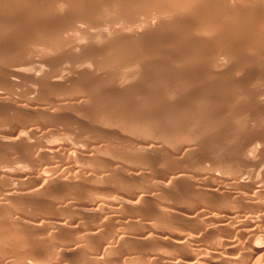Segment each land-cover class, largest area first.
Masks as SVG:
<instances>
[{
    "label": "rangeland",
    "instance_id": "rangeland-1",
    "mask_svg": "<svg viewBox=\"0 0 264 264\" xmlns=\"http://www.w3.org/2000/svg\"><path fill=\"white\" fill-rule=\"evenodd\" d=\"M7 1L8 0H0V5L4 4V6L3 5L0 6V16L3 17V18L0 17V20H1L0 22L1 23L3 22V24L0 23L3 26L2 27L0 25V27H1L0 28V37H1L0 38V68L2 67L0 69V226H1L0 229L2 230V231H0V236L2 237V238L0 237V260H1L0 264H14V263H16V261H17L16 264H19V263L31 264V260H32V264L37 263V262H43L44 260L45 261L43 263L48 261L46 264H49L50 261H52L50 264H53V261H55L54 262L55 264H57V263L61 264L64 262H65L64 264H74V263L85 264V262H86V264H88L89 257H87V256H89V255H86L84 253V251L80 252V250H84V248H87L88 246L91 245V242H89L91 236L86 237L85 234H87V233L89 234L90 232H92V231L94 232L96 229L98 230L99 228H101L98 231L104 230L102 235L105 234V237L108 235L107 232H109L110 237H114L120 233H123V231H128V230H129L130 235L133 231L132 236L141 237L143 235L142 232H144V233L146 232L144 229V225L142 227H140V225L139 226L134 225V227H133V225H130L131 227H129V225H128V227H127L126 224H124L126 220H131V219L149 221L152 219L158 220L159 217H162V219L160 218L159 220L165 221L164 222L165 224H162L160 222L161 224H160L159 229L160 228L163 229L164 227H166L165 225H166V223H168V222H166L167 220H176V221L184 220V221H181V222L178 221V222L182 226L185 224V226H186L185 228H188V226H189L190 229H191V227H192V229H196L197 232H196V230H194L195 234L200 235V236L202 235L201 237H204V236H210L211 235L210 233L213 231V233H216V234H214L216 236L219 233L221 234L223 232H220V230H219V232H217L218 231L217 223H215L216 225L214 223H213L214 225L212 224L214 226V228L217 226L215 229L214 228L210 229L211 227H213L210 222L214 219L215 220H219V219L221 220V216H219L220 214H218L219 208L216 209L217 207L215 208L212 205L210 206L208 204L209 201H207V200H208V198H210V196L209 197H207V196L210 194H207V196H204V195H206L205 194L206 192L203 190V189H206L204 186L211 184V183H208L209 180L212 181L213 185L217 184V186H219V184H221V185L225 186V187H223L221 185L219 186V187L224 188L223 190L230 189L231 192H230V190L229 191L227 190L228 192L227 191L226 192L227 193L230 192L229 194H231V195H233V193L234 194L242 193V192L244 193V191H245V194L249 193V195H250L260 188H262V190L264 191V188H263L264 187V163H263L264 162V149H263L264 148V130H263L264 129V54H263L264 53V44H263L264 43V41H263L264 40V37H263L264 36V8H263L264 7V5H263L264 0H260V1L254 0V2H253V0H251L253 3L249 0H239V1L238 0H236V1L235 0H228V2H227V0H222V1L217 0L219 2H217L216 0L215 1L214 0H209V1L208 0L207 1L206 0H189L190 2L188 0H185V1L181 0V2H180V0H175V1H173V0H162L163 3L161 2V0H138V4L136 3L137 0H136V2H135V0H120V2H119V0L118 1L117 0H104V1L103 0H86V1L79 0L81 2H79L78 0L77 1H75V0H71V1H69V0H57V2H56V0H38V2H35L37 0H34V1L33 0H30V1H28V0H18V1L17 0H14V1L10 0L14 3H12V2L9 3ZM58 1H59V3H58ZM101 1H102V3H101ZM164 1H165V4H164ZM5 2H7L8 4H5ZM159 2H160V4H159ZM174 2H176V3H174ZM186 2H188V4H190L189 8H187L189 5L186 4ZM208 2H210V3H208ZM213 2H214V4H213ZM215 2L217 4L220 3V6H222V7L217 5ZM19 3L20 4L23 3V4L20 5ZM25 3H27V4H25ZM28 3H30V4H28ZM50 3H52V5H55V6L51 7ZM60 3H61V5H60ZM157 3L159 4V6ZM201 3H203L202 4L203 9L201 8ZM225 3H226V5H225ZM232 3H235V4H232ZM84 4H85L86 9H85V7H83ZM131 4H133V5H131ZM150 4H151V6H150ZM184 4H185V6H184ZM209 4H211V5L209 6ZM257 4L260 6H258ZM6 5H8V6H6ZM62 5H63V8H65V9L62 8ZM103 5L105 7H106V5H107V7L108 6L109 7L105 8ZM162 5H164L165 9L162 8L163 7ZM172 5L173 6L177 5V7L179 5L181 8L179 10V7L176 9ZM186 5H188V6L186 7ZM224 5L226 7H224ZM234 5H235V7H234ZM243 5L245 8L242 7ZM247 5H248V7H247ZM44 6L45 7L49 6L51 8L48 7L45 9ZM99 6H101V7H99ZM112 6H113V8H112ZM116 6H117V8H116ZM169 6H170V9L168 8ZM205 6L208 7V9ZM237 6H239V7L237 8ZM261 6H263V7H261ZM110 7L112 8L113 11L111 10ZM134 7H135L136 12L133 11ZM150 7H152L153 9L152 8L149 9ZM192 7H194V8H192ZM210 7H212L211 8L212 10L210 9ZM249 7H251L250 10L252 12L249 10ZM60 8L62 9V11ZM103 8H104V10L105 9H107V10H105V12H104ZM138 8H140V9H138ZM172 8H174L175 10L174 9L172 10ZM197 8H198V10L201 8V10L195 11ZM55 9H58V10H55ZM155 9H157V10H155ZM215 9L218 11L219 10L220 11L222 10V11L218 12ZM223 9H224V11H223ZM6 10H7V12H6ZM50 10H52V11H50ZM86 10L88 11L89 14L91 12V14L89 15L86 12ZM92 10H94V11H92ZM152 10H154L155 12H153ZM158 10H159V12H158ZM176 10H177V12H176ZM183 10L185 12H183ZM190 10H191V12H190ZM206 10H207V12H206ZM2 11H3V13H2ZM54 11H55V13H54ZM95 11L96 12L99 11L98 12L99 16H97L98 14ZM193 11H194V14L196 16L194 14H192ZM225 11H228V12H225ZM243 11H244V13H243ZM69 12H72V13H69ZM115 12H116V14H115ZM140 12H142V14H147V15L143 16L142 14H140ZM188 12H190V13L188 14ZM203 12H204V15L206 17L203 15ZM238 12L239 13L241 12V13L239 14ZM245 12H246V15H245ZM41 13L43 16L41 15ZM46 13H47V15H46ZM103 13L105 14L104 17H103ZM110 13H112V14H110ZM134 13H136V14H134ZM168 13H171V14L168 15ZM201 13H202V15H201ZM207 13H208V15H207ZM49 14H50V18H49ZM74 14L76 16H78V14L79 15L81 14V16L80 17L78 16L79 17L78 18ZM108 14H110L111 16ZM159 14H161V18H160ZM174 14H176V15H174ZM228 14H229V16H228ZM7 15H11V16H7ZM66 15H67V17H66ZM83 15H85V16H83ZM93 15L94 16L96 15V17H94ZM106 15H107V17H106ZM149 15L151 16V18ZM197 15H199V16L197 17ZM237 15H239V17ZM37 16H39V17H37ZM74 16H75V19L73 18ZM87 16H88V18H87ZM108 16H110V18H108ZM113 16L115 18H113ZM124 16H125V18H124ZM131 16H133V17L135 16V17L133 18ZM176 16L178 18H176ZM186 16H188V17H186ZM190 16H192V17H190ZM202 16H203V18H201ZM215 16H217V17H215ZM33 17H37V18L31 19ZM68 17H70V18L72 17L73 20L68 18ZM81 17H83V18H81ZM98 17H100L101 19ZM102 17H103V19H102ZM165 17L168 18V20H165L166 19ZM199 17H200V20L198 19ZM207 17L209 19H211V17H212L214 20L213 19L209 20ZM231 17H232L233 21H232ZM237 17L240 19H238ZM7 18H9V19L7 20ZM67 18L69 19L68 21H67ZM119 18H120V20H119ZM159 18L161 20L162 19L163 20L162 21L158 20ZM220 18H222V19H220ZM22 19H24L25 21ZM107 19H109V21H107ZM134 19H136V20H134ZM149 19H151V20H149ZM203 19H205V20L203 21ZM226 19H227V21H226ZM4 20H5V22H4ZM74 20H75V22H74ZM88 20H89V25L91 26V24H92L93 26L90 27L87 24ZM92 20H93V22H92ZM115 20H116V22H115ZM122 20H123V22H122ZM138 20H141V21H138ZM147 20H149V21H147ZM169 20H171V21L169 22ZM77 21H79V22H77ZM95 21L98 23H96ZM102 21H103V23H102ZM120 21H121V23H120ZM135 21L139 25H137ZM160 21L162 22L163 25H161ZM197 21L199 22V24ZM235 21L236 22L238 21L237 22L238 24L235 23ZM156 22H159V23H156ZM165 22L169 23V24H165ZM245 22L246 23L248 22V23L245 24ZM5 23H7L8 25H6ZM61 23H63V24H61ZM68 23L69 24L72 23V24H70L72 29L70 28ZM99 23H101L102 25H100ZM117 23L120 25H118ZM123 23H125L126 27ZM174 23H175V26H174ZM211 23H213V24H211ZM217 23H218L219 27L216 25ZM224 23H226V24H224ZM10 24H12V25H10ZM142 24H143V26H142ZM164 24L167 25V27ZM201 24H203V25L206 24V25L202 26ZM84 25H86V28L83 30ZM130 25H132V27L127 29V27H129ZM133 25H136L135 26L136 28H134ZM75 26H77L78 29ZM228 26H229V28H228ZM246 26L247 27L249 26V29ZM9 27H11V29ZM67 27H68V29H67ZM168 27H169V30L167 31ZM174 27H176V28H174ZM179 27H180V29H179ZM181 27H182V29H181ZM232 27H233V29H231ZM254 27H256V28H254ZM62 28H64L65 30L67 29V30L65 31ZM79 28H81V30H79ZM143 28L146 30H143ZM251 28H253V30ZM258 28H259V30H258ZM39 29H42V31H40ZM45 29H48V31ZM75 29H77V30H75ZM210 29H212V30H210ZM49 30H50V32H49ZM51 30H52V33H51ZM162 30H164L165 33ZM202 30H203V32H202ZM246 30H247L248 34L246 33ZM36 31H39V32H36ZM80 31H81V34H80ZM118 31H120V32H118ZM156 31H158V32H156ZM187 31L189 34L187 33ZM197 31H198V33H197ZM14 32H16V33H14ZM208 32H209V35H208ZM37 33H40V34L36 35ZM46 33H48V35ZM54 33H56V34H54ZM109 33H111V35ZM116 33H117V35H116ZM118 33H120V36ZM154 33H155V35H153ZM183 33H185V36ZM235 33H238V34H235ZM32 34H34L35 36H33ZM49 34H50V36H49ZM57 34L59 35V38H60L59 41H58V37H57L58 35ZM83 34H85V35H83ZM114 34H115V36H114ZM136 34H137V36H136ZM190 34H192V35H190ZM256 34H258L257 39H255ZM43 35H44V38L42 37ZM98 35L101 38H99ZM109 35L111 37H109ZM210 35H212L213 37H210ZM3 36H5L6 38ZM51 36H53L54 39H52L53 37H51ZM198 36H201V37H198ZM259 36H260V38H259ZM26 37H27V39H26ZM37 37H39V39H36ZM46 37H48V39ZM75 37L77 40L75 39ZM86 37H87V39H86ZM122 37H125V38L123 39ZM182 37H183V39H182ZM209 37H210V39H209L210 41H208ZM246 37L250 42H247V43L244 42V41H246ZM56 38H57V40H56ZM61 38L63 40H61ZM98 38H99V40H98ZM184 38L186 40H184ZM188 38H189V40H188ZM192 38H193V41H192ZM249 38H251L252 41ZM40 39H42L43 41H41ZM44 39L47 40V42L44 41ZM49 39H50V41H48ZM111 39H112V41L114 40L116 43L114 41L112 42ZM195 39L197 40L196 43H195ZM223 39H225V40H223ZM240 39L243 41H241ZM21 40H23V41H21ZM36 40H38V41L36 42ZM127 40H129V41H127ZM27 41H28V43H27ZM33 41H35L36 43ZM39 41H40V43H38ZM85 41H87V42H85ZM156 41L160 42V43H157ZM190 41H191V43H190ZM233 41L235 44L232 43ZM32 42L35 45L31 44ZM44 42H46V43H44ZM49 42L50 43L52 42V44L54 43L53 46H52V44L48 45ZM187 42H188V44H187ZM251 42L254 44H252ZM257 42H258V44H257ZM41 43H44V46H42ZM222 43L225 45H223ZM16 44H17V47L15 46ZM61 44H63L64 46ZM164 44H165V47H163ZM189 44L191 46H189ZM233 44L235 47L233 46ZM27 45H30L31 47L27 46ZM58 45H61V46L59 47ZM155 45L156 46L161 45L162 47L161 46L156 47ZM229 45L232 48H230V47L228 48ZM50 46H52L55 49H53ZM181 46H183V47L181 48ZM187 46H189V48ZM239 46H240V48H239ZM1 47H3L4 49L2 48L3 49L2 50ZM14 47H16V48H14ZM26 47H27V49H26ZM155 47H156V49H155ZM186 47H187V50H184V49H186ZM201 47H203V48H201ZM19 48H21L23 50H20ZM157 48H158V50H157ZM176 48L181 49V50H177ZM194 48L197 51L199 50V52L194 51ZM225 48L228 50H226ZM11 49H13V50H11ZM15 49H17V50H15ZM117 49H119V50H117ZM217 49H219V50H217ZM235 49H237L240 54L239 53L237 54V51ZM251 49L254 52V54H252L253 52L251 51ZM248 50L251 51L252 53L249 52ZM15 51L17 52V54L21 53V51H22V53L20 55L19 54L17 55ZM230 51L232 52V54ZM245 51H246V53H244ZM7 52L9 54H7ZM154 52H156V53L154 54ZM219 52H220V54H219ZM229 52H230V54H229ZM242 52H243L244 56L242 55ZM161 53H163V54H161ZM199 53L203 57L202 60L200 59L202 57L199 58V56H200ZM208 53H210L211 56ZM234 53H235V58H233ZM247 53H249V54H247ZM196 54L199 55V56L197 55L199 59H197ZM214 54H216L217 56H215ZM221 54L224 56V58H223V56H220ZM117 55L120 57H118ZM191 55L193 56V58L191 57ZM18 56L22 59H20ZM135 56L138 58V61H136L137 58ZM140 56H141V59H140ZM161 56H162V58H160ZM227 56H229V57H227ZM248 56H250L252 62ZM258 56H259V58H258ZM123 57L124 58L126 57L125 60ZM143 57H144L145 61H144ZM207 57L209 59L211 58V60L213 62H211V60H209V59H206ZM213 57L218 59V60L213 59ZM219 57L220 58L222 57L223 59L226 58L227 61L220 59ZM244 57H245V60H244ZM231 58H233V59H231ZM117 59H119V61ZM127 59H131V60H127ZM190 59H191V62H190ZM193 59H194V61H192ZM12 60H14V61H12ZM167 60H168V62H167ZM203 60H205L204 61L205 65L203 64L204 63ZM103 61L107 62V63H104ZM161 61H162V63H161ZM195 61H196V63H194ZM214 61H215V63H214ZM216 61L217 62L219 61V62L217 63ZM222 61H224V62H222ZM249 61H250V63L248 64ZM127 62H128V64H126ZM131 62L133 64V66H132ZM238 62L239 63L241 62V65H238L239 64ZM245 62H247V64ZM6 63H8V64L6 65ZM11 63H13V64H11ZM24 63H25V65H23ZM137 63H139V65ZM219 63H221V64H219ZM13 65H14V67H13ZM19 65H21V66H19ZM167 65L169 68L166 67ZM247 65H249V66L246 68ZM5 66H6V68H5ZM7 66H9V67H7ZM119 66H121V67H119ZM124 66H126V67H124ZM134 66H135V68H134ZM212 66H213V68H212ZM239 66L241 67V69L243 71L240 69ZM243 66H244V68H242ZM7 68H9L10 70H8ZM25 68H27V69H25ZM40 68H42V69H40ZM133 68H134V70H133ZM13 69H15V70H13ZM34 69L35 70L37 69L36 70L37 72H35ZM22 70H26V71L22 72ZM7 71H8V73L10 72L8 74V75L11 74L10 76L7 75ZM137 71H138V73H137ZM34 73H35V76H34ZM133 74H134V76H133ZM135 74H136V76H135ZM53 75H55V76H53ZM56 75H58V76H56ZM12 76H14V77H12ZM259 76H261V77H259ZM257 78H259V79H257ZM112 79H115L114 80L115 82ZM249 94H251L252 97ZM241 95H243V96H241ZM245 95H248L250 97H248V96L245 97ZM119 98H120V101H119ZM246 99H249V100H246ZM95 104H97V106H100V105L101 106L97 107V106H95ZM108 104L110 107H108ZM105 106H106V108H104ZM117 106H119V107H117ZM107 108H109V110ZM96 109H97V111H95ZM100 109H101V111H100ZM112 109H114V110L112 111ZM199 109H201V110L199 111ZM232 109H233V111L231 112ZM104 110H105V112H104ZM106 110L108 113L106 112ZM118 110L120 112L122 111L121 114ZM202 110L204 112H202ZM236 110H239V111H236ZM246 110H248L250 113L247 112ZM252 110H255V111H252ZM258 110H260V111H258ZM81 111L83 114L81 113ZM123 111H124V113H123ZM84 112H85V114H84ZM92 112H94V113L92 114ZM98 112H99V114H98ZM114 112H116V113L118 112L119 114H116ZM243 112H245V113H243ZM87 113H89V114H87ZM226 113L229 115H227ZM90 114H91V116H90ZM256 114H257V116H256ZM98 115H100V116L98 117ZM112 115H115V116H112ZM117 115H119V116H117ZM121 115H122V118L124 117V120L126 122L122 118H119V117H121ZM237 115H240V116H237ZM253 115L255 117H253ZM247 116H249L250 118H248ZM240 117H243V118H240ZM259 117H260V119H259ZM261 117H263V119H261ZM114 118H116V119H114ZM125 118H128V120ZM130 118H132V119L130 120ZM244 118H246V119H244ZM254 118H256V120H257L256 123H255ZM110 119L115 120V121L109 123V121H112ZM120 119H122V120H120ZM252 119H254V121ZM226 120H228L229 122L227 121V123H226ZM258 120H259V122H258ZM123 121L125 122V124H123ZM232 121H233V123H232ZM117 122H121L120 125L118 123L119 126L116 124ZM241 122L243 125L241 124ZM246 122H247V124H246ZM76 123L78 125L80 123L81 126L80 125L78 126ZM107 123H109V124H107ZM252 123L254 124V126H252L253 125ZM133 124H135V125H133ZM136 124L137 125L140 124V125L137 126ZM233 124L235 125V127ZM249 124H250V127H249ZM88 125L89 126L91 125V126L89 127ZM146 125H147V127L149 126L148 128L151 127L149 129L150 131L146 130V129H148V128H146ZM245 125H247V126H245ZM129 126H130V128H129ZM144 126H145V128H143ZM81 127H83V128H81ZM100 127H102V129ZM122 127H125V128L122 129ZM137 127H138V129H137ZM240 127H242V128L244 127V128L242 129ZM230 128H231V130H230ZM256 128H258L259 130ZM124 129H126V130H124ZM237 129H240V130H237ZM252 129H254V130H252ZM99 130H101V131H99ZM107 130H108V132H107ZM129 130H131V131L133 130V131L129 132ZM256 130H258V131H256ZM102 131H103V135L101 133ZM146 131H148L151 135H149V133ZM230 131H232V132H230ZM237 131L239 134L238 133L236 134ZM249 131H251V133ZM255 131H256V133H255ZM158 132H160V133L158 134ZM185 132L187 134H185ZM190 132H192V133H190ZM241 132L244 133L245 136L247 134V136L246 137L244 136L245 138L242 136L240 137V135H243ZM258 132H260V133L258 134ZM19 133H21L23 135H21V134L19 135ZM143 133H145V134L147 133L149 136L147 134L145 135ZM180 133L182 135H180ZM183 133H184V135H183ZM188 133H189V135H188ZM196 133H198V134H196ZM252 133H253V135H252ZM254 133H255V135H254ZM17 134H18V136H17ZM160 134L162 135V138H161ZM249 134H250V136H249ZM159 135H160V137H159ZM257 135H260V136H257ZM7 136H9V137H7ZM180 136L183 137V139ZM256 136L258 139L256 138ZM11 137H13V138H11ZM1 138H2V140H1ZM106 138H107V140H106ZM242 138H244V139H242ZM10 139L14 140V141H11ZM241 139H242V141H240V143H239V140H241ZM245 139L247 140L246 142H245ZM262 139H263V141H262ZM230 140H232V141H230ZM237 140H238V142H237ZM105 141H107V142H105ZM183 141H184V143H183ZM149 143H150V147L148 146L149 149H148V147L142 148L144 146L146 147ZM179 143H181V145ZM234 143H235V145H234ZM257 144H260V145H257ZM11 145H12V147H11ZM16 145H18V147H16ZM151 145H153V146H151ZM188 145L190 148L188 147ZM250 145H251V147H250ZM171 146H172V148H171ZM239 146L242 149H239L238 148ZM49 148H53V149H49ZM174 148H176V149H174ZM194 148H196V149H194ZM244 148H246V149H244ZM254 148H256V149H254ZM9 149H11V150H9ZM36 149H38V150H36ZM40 149H42V150H40ZM141 149L145 150V151L143 150L144 153L143 152L141 153V151H142ZM257 149H259V150L255 151ZM39 150H40V152H39ZM138 150H140V151H138ZM250 150H253V151H250ZM184 152H186V153H184ZM234 152H236V153H234ZM254 152L256 154H254ZM259 152H260V154H257ZM251 153H253V154H251ZM126 154H128V155H126ZM180 154H181V156L184 155V156H182L183 158L180 156ZM130 155H131V157H130ZM140 155H144V157L140 156ZM149 155L151 157H149ZM234 155H236V156L234 157ZM244 155L246 158L244 157ZM195 156H196V158H195ZM212 156H214V157H212ZM136 157H137V159H136ZM152 157H153V159H152ZM220 157H222V158L220 159ZM223 157L224 158L226 157V158L224 159ZM133 158L136 161L133 160ZM149 158H151V159H149ZM257 158H260V159L257 160ZM178 159H180V160H178ZM218 159L220 162L217 161ZM254 159H255V162H254ZM118 160L121 161V163ZM144 160H146V161H144ZM224 160H226V161H224ZM231 160H233V161H231ZM234 160H236V161H234ZM133 161H134V163H133ZM154 161H156V162H154ZM203 161H205V162H203ZM211 161H213V163ZM141 162H142V164H141ZM201 162H203L204 164ZM208 162L209 163L211 162L210 165ZM194 163H196V164H194ZM214 163L218 164L219 170H221V169L225 170V171L224 170L220 171L221 172L220 176L214 175V173H213L215 171L219 175V172H218L219 170L217 171L213 168L216 166ZM100 164H101V166H100ZM102 164H104L105 166ZM135 164H137V165H135ZM211 164H214L215 166L212 165L213 167H210ZM221 164H222V167H220ZM223 164H225L227 167ZM245 164H247V165H245ZM97 165H99V166H97ZM113 165H114V167H113ZM148 165H150V166H148ZM184 165H185V167H183ZM243 165L245 166V168ZM119 166H120V168H119ZM218 166L215 168H218ZM246 166H247V168H246ZM187 167L189 168L190 171L188 170ZM250 167H252V168L250 169ZM98 168H101L102 170L98 169ZM115 168H117V169H115ZM124 168H126V169H124ZM232 169L233 170L235 169V170L233 171ZM243 169H245V170L243 171ZM44 170H45V172H44ZM136 170H138V172ZM140 170H141V172H140ZM177 170H178V172H176ZM185 170L187 171V174H186ZM237 170H239L240 173L242 172L240 181L238 179L233 178L234 174H237L239 172ZM261 170H262V172H260ZM79 171L81 174L79 173ZM90 171H91V173H90ZM108 171H109V173H108ZM127 171H128V174L126 175L125 173H127ZM85 172H88V173H85ZM182 172H183V174H185V176L186 175L187 176L181 177V178L175 177V174H177V173L181 174ZM199 172H200V176H198L199 174L198 175L196 174ZM208 172H210L212 174V176H210V174ZM227 172H228V175H225V174H227ZM43 173H45V174H43ZM76 173H79V175L82 177H80ZM112 173H113V175H112ZM42 174H43V177L41 176ZM59 174H61V175H59ZM84 174H85V176H84ZM172 174L174 176H171V177H175V178L170 179L169 175H172ZM183 174H181V175H183ZM231 174H233V175H231ZM122 175H123V177H122ZM202 175H204L206 177L209 176V177L208 178H201ZM229 175L231 176L230 178H229ZM57 176H58V179H61L60 176L63 179L57 181V179H56ZM110 176H112V178ZM226 176H228V177H226ZM73 177L74 178L77 177L78 179L81 178V181L83 180L79 184L80 187L79 186L73 187V185H72V187H70L71 183L73 182V181H71V179H73ZM86 177H87V179H86ZM187 177L190 178L191 180L190 179L189 180L192 181L193 183L190 182L187 179ZM192 177L193 178L195 177L194 180L192 179ZM44 178H46V179L48 178V179L46 180ZM49 178H51L52 181L49 180ZM77 178H75V179H77ZM83 178L86 180H84ZM101 178L102 179L104 178L106 181L104 179L102 180ZM211 178L213 180H211ZM40 179H41V181H39ZM69 179H70V181H69ZM90 179H92V180H90ZM184 179H186L187 181L183 182ZM251 179H253V182L251 181ZM89 180H90V182H89ZM169 180H171V184L173 183L174 186H172L168 182V186L170 187L169 190H168V186H167V189L161 188L162 183L167 182ZM197 180H201V181L199 182ZM216 180H218V181H216ZM227 180H229V183L231 180H235V181L237 180L235 184H238V182H239V184L241 183V185H236L238 188V190H237V188H235L236 187L235 184L233 183L235 181H231V184L228 183L229 186H227L228 184L225 183V182H228ZM244 180H247L246 182L249 183L248 184L249 187H247L248 186L247 183H244L245 182ZM45 181H46V183H45ZM55 181H56V183H55ZM137 181H139L140 184ZM194 181H196V182H194ZM241 181L242 182L244 181L243 185H242ZM259 181H263V183L261 182L262 185H260ZM37 182H39V183H37ZM85 182H88V183L85 184ZM158 182L159 183L161 182V183L159 184ZM197 182H199L201 184L202 189L200 188L199 183L197 184ZM250 182L252 184H250ZM254 182H255V184H254ZM130 183H132V184H130ZM190 183L192 185L197 184V185H199V187L194 185V188H195L194 189ZM206 183H207V185H206ZM51 184H54L55 187H54V185H51ZM128 184H130V187ZM145 184H147V185H145ZM150 184H152V185H150ZM203 184H205V185H203ZM253 184L255 185V187ZM36 185L37 186L41 185V187L39 186L40 188L36 190V188H37ZM64 185H65V187H64ZM231 185L234 187L232 188ZM250 185L253 187H250ZM132 186H133V188H132ZM134 186H136V187H134ZM137 187H139V188H137ZM156 187H158V188H156ZM189 187H191L194 190L193 191L190 190L191 188H189ZM241 187H244V188L247 187V189L245 188L246 189L245 190L244 188H241ZM80 188H82V189H80ZM130 188H132V189H130ZM135 188L142 192L140 195V198H141V196H143L142 199L143 198L144 199L142 200L139 198L137 200L138 202H136L137 204L136 203L133 204L135 207L131 208V206H133V205L128 206V203L125 200V195L127 196L126 198L128 199L129 193L131 194L130 191H132V192L137 191ZM182 188H184V189H186V191H188L186 194L190 193L189 197H187V195L184 193L185 190ZM197 188H198V191H196ZM199 188H200V190L203 191V192L201 191L202 193L199 191ZM252 188H254L255 190H253ZM73 189H75V190L73 191ZM242 189H244V190H242ZM71 190H72V192H71ZM92 190H93V192H92ZM160 190H164V191H160ZM180 190H182L184 195H182V192H181V194H180V192L178 193V191H180ZM239 190H242V192H240ZM44 191L45 192L47 191L46 192L47 194ZM56 191H58V192L56 193ZM65 192H66V194H65ZM70 192H71V195L73 197L71 195H69ZM126 192H129V193H126ZM165 192H166V194H164ZM198 192L201 193V196H199L200 193L198 194ZM62 193L64 196H66L65 200H68V202L64 200L65 197L62 195ZM174 194H175V197H174ZM179 194L181 196H179ZM254 194H256V196L258 195L257 192H255L252 194V196H255ZM166 195L170 196V197L167 198ZM74 196L76 199H74ZM81 196L83 199L81 198ZM123 196H124V198L122 199ZM176 196H177V198H176ZM192 196H193V198H192ZM258 196H257L258 200L260 199V201H264V198H262V196L264 197V194L262 196H259V197ZM100 197L103 198V201H101L102 199ZM171 197H173V198L170 199ZM105 198H107V199H105ZM152 198H154V199H152ZM161 198L162 199L164 198L162 200V202H160ZM201 198L203 200L205 199V202L203 200L200 201ZM52 199L56 202H53ZM104 199L107 201H105ZM173 199L175 201L174 203H172ZM212 199H214V198L211 197L209 200L211 201ZM218 199H220V200H218ZM218 199H217L218 201L216 199H215L216 201L213 200L212 203H214V202L218 203L219 201L220 202L223 201V199H221V198H218ZM84 200H86V201H84ZM154 200H156V202ZM232 200L233 199H230V200L225 199L224 202H226V204L230 203L229 207H233V206H235L236 202L234 201L235 202V204H234V203H232ZM69 201H70V203H69ZM119 201H121L122 203H119ZM202 201L204 202L203 204H202ZM48 202H50V203H48ZM97 202H98V204H97ZM99 202H100V205H99ZM199 202H201V204L205 206L204 208L207 207L206 205H209L210 209L209 208H206V209L202 208V206H200L201 204ZM126 203H127V205H126ZM153 203H154V205H152ZM155 203H156V205H155ZM157 203H158V205H157ZM178 203L180 205H178ZM121 204H122V206H121ZM170 204L172 206L171 208H170ZM237 204H236V206H237ZM245 204H246L245 205L246 207L244 206V204L238 205V207H239L238 209L239 210L245 209L244 210L245 213L249 212L248 214H246L247 216L252 215V214L259 215L262 212V211L255 210V209H250L251 210V212H250V210H249L250 207H247L250 205L247 203H245ZM176 205H177V207H176ZM195 205L197 207H195ZM242 205L245 208H243ZM110 206H112V207L110 208ZM155 206H157V207H155ZM183 206H184V208H183ZM227 206H228V204H227ZM86 207H88L89 210L85 209ZM178 207L179 208L181 207L185 210L183 211L181 208L178 209ZM190 207L193 208L191 210L192 212L190 211V209H191ZM211 207H213L215 209H213ZM91 208H92V210L94 208V210L92 211ZM117 208H119V209H117ZM158 208H160V209L164 208V210H160L161 213H159L158 217L155 218L154 213L157 211ZM165 208L168 209V212L170 210V212L166 213L167 210L165 211ZM174 208H177V209L175 210ZM194 208H196V209L200 208L202 211L201 210L198 211V209H197L198 213L197 212L194 213L196 211V209H194ZM12 209H13V212L11 211ZM95 209L98 213L95 211ZM143 209L145 212L143 211ZM90 210H91L92 214L90 213ZM150 210H151V212H150ZM152 210H153V212H152ZM173 210H174V212H173ZM203 210H207V212L204 211L205 212L204 215H206L208 213V215L213 214L212 216H215V215L216 216L214 218L212 216H208V215L204 216L205 218H207V221H206V219L202 217L203 216V213H202ZM215 210L217 211V213ZM247 210H249V211H247ZM175 211L176 212L179 211L177 213L178 215H176ZM10 212H12V213H10ZM14 212H15V214H14ZM93 212H96V214H93ZM182 212H184V213H182ZM231 212H233V211H231ZM180 213H181V215H183V217L181 215H179ZM192 213L195 215V216H193V219L196 216L198 217V218L196 217V220L198 221L197 225H196V220L195 219L193 220V223L196 225V227L194 225H191L190 222L188 221L192 217V216H190V215H193ZM233 213H235V211ZM161 214H163V216H160ZM186 214H189V217H190L189 219H188V215L186 216ZM200 214H201L202 218L199 216ZM246 215L243 214L242 217H245ZM65 216L68 217L67 219H69V221L71 220V222H69ZM139 216H141V217H139ZM148 216L151 218H149ZM229 216H231L230 213L228 214V216H226L229 218V220L234 219L232 217L230 218ZM232 216L235 217L234 214ZM102 217H103V219H101ZM216 217H217V219H216ZM64 218H65V220L68 221V222H66L67 225L64 224L65 225V226L63 225L64 228L60 227L62 230L57 229V225L55 226V224H57V221L59 222V220H64ZM97 218H99V219H97ZM175 218H177V219H175ZM228 218H226V220H228ZM94 219L95 220H106L105 222L108 223V225L107 224L101 225L98 222H97L98 224L95 223L96 226H95V224L92 225ZM164 219H166V220H164ZM198 219L201 220L202 222L199 221ZM202 219L205 220L207 222V224ZM240 219H241V217H240ZM17 220H19V222H17ZM80 220H82V221H80ZM83 220L85 221V223ZM107 220H110V221H107ZM121 220H123V221L121 222ZM190 220H192V218ZM208 220H209L210 224L208 223ZM234 220H238V218H236ZM40 221H41V223H40ZM54 221L56 223H54ZM72 221H73V223H72ZM117 221H119V222L117 223ZM26 222L28 224H26ZM38 222H39V224H38ZM182 222H183V224H182ZM204 222H205L207 227L205 226ZM42 223H43V225H42ZM87 223H88V225H87ZM109 223H111L112 225H110ZM201 223L204 224V226H203V224H202V226H200V227L204 228L203 229L204 231L203 230L200 231L201 228L199 227L198 224L201 225ZM52 224H54V225L52 226ZM4 225H5V227H3ZM27 225L31 226V227L29 228ZM38 225H40V228H38L39 227ZM122 225H125V226H122ZM8 226L11 228H9ZM91 226L92 227L94 226L93 229L91 228ZM120 226H122V228L123 227H127V228H123L124 230H121ZM182 226H180V227H182ZM209 226H211V227H209ZM262 226H264V223ZM20 227L22 228V230ZM88 227L91 228V230ZM115 227H117L118 229ZM138 227H140V229ZM261 227H260V229L258 228L259 229V230H257L258 232H255L253 234L255 236H253L252 234L249 235L250 237L249 236L246 237L245 235H243L246 237V238L244 237V239H246L247 243L248 242L250 243V241H252L255 237H257L256 234L258 233L260 235L259 236L260 238L258 237V239L255 238L256 240L255 239L254 240L256 242L258 240L259 244L261 243V245H264V236H263L264 230ZM16 228H18V229H16ZM74 228H76V229H74ZM79 228H80V230H79ZM142 228H143V230H142ZM208 228H209V231H211V232L207 231ZM4 229H6V230L4 231ZM86 229L88 230V232H86L87 231ZM113 229H114V232H112ZM48 230H49V233H48ZM214 230H215V232H214ZM260 230L263 233H261ZM50 231H51V233H50ZM83 231H84V233L86 232L84 234L85 237H84V235L82 236ZM105 231H107V232H105ZM139 231L141 233L140 235H139ZM23 232H25V234ZM10 233L12 235H10ZM28 233H30V234H28ZM96 233H98V234H95L98 236L97 241H98V238H103V236L101 235V232H100V234H99V232H96ZM6 234L8 236H6ZM13 234H14V237L16 236L15 238L12 237ZM52 234H53V237H51ZM261 234H262V236H261ZM67 235H68V238H67ZM75 235H76V237H75ZM80 235L82 237L78 238V237H80ZM99 235L102 237H100ZM135 235H137V236H135ZM5 236H6V238H3ZM26 236H28V237H26ZM54 236H56V237H54ZM69 236H71V237H69ZM107 237H109V236H107ZM251 237H252V239H250ZM87 238H89V239H87ZM94 238H96V236ZM2 239H4V240H2ZM60 239H63V241L64 242L66 241V242L63 244V241L61 240L62 241L61 242ZM80 239H82V241ZM205 239H208V238L206 237ZM244 239H243V242H244ZM17 240H19V241H17ZM84 240H88L87 241L88 243L85 244L86 241H84ZM134 240L138 241L137 239H134ZM33 241H34V243L32 246ZM68 241H70V243ZM23 242H26V243H23ZM59 242H60V244H59ZM82 242H84V243H82ZM92 242H96V240L94 241V239H93ZM129 242H130V240H129ZM48 243H50L52 245H49ZM53 243H54V245H53ZM81 243L85 247L81 246V248L78 250V248L80 247V246L78 247V245H80ZM132 243L131 244L128 243L129 245L126 244L128 246V249L140 248V247L142 248V245L140 243H138V242H132ZM10 244L13 245L11 247L12 250L10 249V246H11ZM72 244H73V246H72ZM139 244L141 246H139ZM34 245H35V247H34ZM45 245L46 246L49 245V247L51 246L50 247L51 251H49L50 253L52 252L51 255L46 250ZM55 245H57L58 248ZM74 245L76 246L75 248H74ZM135 245H136V247H134ZM1 246H3V247H1ZM30 246L33 248H30ZM59 246H60V250L62 247L64 249H65V247L67 248V246H70L71 248L68 247L69 252H66V254H67L66 255L64 251H62V252H64V254L61 253V251H59ZM127 246H125L126 249H127ZM247 246H248V244H247ZM19 247L21 250L18 249ZM22 247H24V248L22 249ZM30 249H32V250H30ZM40 249H42V250H40ZM70 249H72V250H70ZM74 249H75V251H74ZM87 249H90V248H87ZM1 250H2V252H1ZM6 250L9 251V253ZM45 250L47 251V253L44 256L43 252H46ZM5 251H6L7 255H6V253H4ZM17 251H20L19 253L21 254V256L19 255V253ZM65 251H66V249H65ZM28 252L31 254H29ZM10 253H12V254H10ZM13 253H15V254H13ZM23 253L26 257L24 255H22ZM60 253H61V255H60ZM75 253H77L78 255L77 254L75 255ZM258 253H254L255 255L252 254L251 257H254V259L259 258L256 256ZM2 254H4V256ZM81 254H83L82 257H81ZM259 254H258V256H261V254L260 255ZM16 256H20V257L16 258ZM49 256H51L52 258ZM74 256L75 257L77 256V257L75 258ZM1 257H3V259H1ZM20 258H22V260ZM13 259H15V260L12 262ZM16 259H18V260H16ZM35 259H37V260H35ZM67 260H69L70 263ZM93 260H92V262H90V264L91 263L94 264ZM258 260H259L258 261L259 263L263 262V264H264V257L262 258V256H261V259H258ZM9 261L11 263H8Z\"/></svg>",
    "mask_w": 264,
    "mask_h": 264
},
{
    "label": "bare ground",
    "instance_id": "bare-ground-1",
    "mask_svg": "<svg viewBox=\"0 0 264 264\" xmlns=\"http://www.w3.org/2000/svg\"><path fill=\"white\" fill-rule=\"evenodd\" d=\"M14 1V0H13ZM18 1V0H17ZM28 1H30V0H28ZM34 1V0H33ZM32 1V2H33ZM69 1H71V0H69ZM75 1H77V0H75ZM79 1V0H78ZM82 1H86V0H82ZM104 1V0H103ZM118 1V0H117ZM173 1H175V0H173ZM185 1V0H184ZM189 1V0H188ZM207 1V0H206ZM209 1V0H208ZM215 1V0H214ZM217 1V0H216ZM220 1V0H219ZM219 1H217V2H219ZM222 1V0H221ZM236 1V0H235ZM239 1V0H238ZM249 1H251V0H249ZM260 1V0H259ZM7 2H12V1H10V0H8ZM7 2H5V4H8ZM20 2V1H19ZM22 2V1H21ZM35 2H38V0L37 1H35ZM45 2V1H44ZM56 2H57V0H56ZM79 2H81V1H79ZM78 2V3H79ZM116 2V1H115ZM119 2H120V0H119ZM135 2H136V0H135ZM150 2V1H149ZM161 2L163 3V1L161 0ZM180 2H181V0H180ZM190 2V1H189ZM201 2V1H200ZM227 2H228V0H227ZM230 2V1H229ZM232 2V1H231ZM244 2V1H243ZM252 2V1H251ZM253 2H254V0H253ZM252 2V3H253ZM12 3H14V2H12ZM18 3V2H17ZM31 3V2H30ZM30 3H28V4H30ZM54 3V2H53ZM58 3H59V1H58ZM62 3V2H61ZM61 3H60V5H61ZM83 3V2H82ZM90 3V2H89ZM88 3V4H89ZM101 3H102V1H101ZM123 3V2H122ZM137 4H138V0H137V2H136ZM135 3V4H136ZM174 3H176V2H174ZM194 3V2H193ZM192 3V4H193ZM204 3V2H203ZM203 3H201V8H202V4ZM208 3H210V2H208ZM216 3V2H215ZM242 3V2H241ZM245 3V2H244ZM261 3V2H260ZM20 4V3H19ZM21 4H23V3H21ZM20 4V5H21ZM25 4H27V3H25ZM24 4V5H25ZM43 4V3H42ZM45 4V3H44ZM55 4V3H54ZM63 4V3H62ZM77 4V3H76ZM114 4V3H113ZM116 4V3H115ZM125 4V3H124ZM134 4V3H133ZM133 4H131V5H133ZM158 4V3H157ZM159 4H160V2H159ZM159 4H158V6H159ZM164 4H165V1H164ZM170 4V3H169ZM173 4V3H172ZM179 4V3H178ZM183 4V3H182ZM186 4H188V2H186ZM207 4V3H206ZM213 4H214V2H213ZM212 4V5H213ZM217 4V3H216ZM215 4V5H216ZM232 4H235V3H232ZM231 4V5H232ZM256 4V3H255ZM1 5H3L4 6V4H1ZM0 5V6H1ZM13 5V4H12ZM32 5V4H31ZM37 5V4H36ZM50 5H51V7L53 6H55V5H52V3H50ZM57 5V4H56ZM74 5V4H73ZM78 5V4H77ZM112 5V4H111ZM119 5V4H118ZM121 5V4H120ZM147 5V4H146ZM171 5V4H170ZM189 5V6H188ZM188 5H186V7L187 8H189L190 7V4H188ZM194 5V4H193ZM198 5V4H197ZM200 5V4H199ZM211 4H209V6H210ZM217 5H219L220 6V3L219 4H217ZM225 5H226V3H225ZM224 5V7H226ZM228 5V4H227ZM258 5V4H257ZM264 5V4H263ZM6 6H8V5H6ZM18 6V5H17ZM59 6V5H58ZM65 6V5H64ZM71 6V5H70ZM90 6V5H89ZM104 6V5H103ZM122 6V5H121ZM124 6V5H123ZM130 6V5H129ZM128 6V7H129ZM139 6V5H138ZM150 6H151V4H150ZM163 6V7H162ZM161 7L163 8V9H165L164 8V5H162ZM173 6V5H172ZM171 6V7H172ZM184 6H185V4H184ZM214 6V5H213ZM233 6V5H232ZM256 6V5H255ZM258 6H260V5H258ZM21 7V6H20ZM29 7V6H28ZM45 7V6H44ZM49 7V6H48ZM48 7H45V9L46 8H48ZM51 7H49V8H51ZM83 7H85V4H84V6ZM99 7H101V6H99ZM105 7V6H104ZM106 7H107V5H106ZM105 7V8H106ZM109 7V6H108ZM107 7V8H108ZM131 7V6H130ZM157 7V6H156ZM166 7V6H165ZM173 7H175L176 9L179 7V10H180V6L178 5V7H177V5H174ZM195 7V6H194ZM194 7H192V8H194ZM204 7V6H203ZM206 7V6H205ZM220 7H222V6H220ZM234 7H235V5H234ZM239 6H237V8H238ZM241 7V6H240ZM242 7H244V5L242 6ZM247 7H248V5H247ZM261 7H263V6H261ZM4 8V7H3ZM13 8V7H12ZM24 8V7H23ZM36 8V7H35ZM39 8V7H38ZM37 8V9H38ZM56 8V7H55ZM62 8H63V5H62ZM72 8V7H71ZM79 8V7H78ZM97 8V7H96ZM95 8V9H96ZM111 8V7H110ZM109 8V9H110ZM112 8H113V6H112ZM112 8H111V10H112ZM116 8H117V6H116ZM120 8V7H119ZM123 8V7H122ZM147 8V7H146ZM145 8V9H146ZM152 7H150L149 9H151ZM159 8V7H158ZM161 8V9H162ZM169 9H170V6L168 7ZM185 8V7H184ZM201 8L198 10V8L195 10V11H200L201 10ZM207 9H208V7H206ZM212 7H210V9H211ZM215 8V7H214ZM219 8V7H218ZM228 8V7H227ZM245 8V7H244ZM250 8L251 7H249V10H250ZM264 8V7H263ZM5 9V8H4ZM22 9V8H21ZM59 9V8H58ZM58 9H55V10H58ZM61 9V8H60ZM63 9H65V8H63ZM74 9V8H73ZM80 9V8H79ZM85 9H86V7H85ZM121 9V8H120ZM138 9H140V8H138ZM148 9V8H147ZM153 9V8H152ZM174 8H172V10H173ZM183 9V8H182ZM181 9V10H182ZM203 9V8H202ZM217 9V8H216ZM215 9V10H216ZM231 9V8H230ZM241 9V8H240ZM258 9V8H257ZM256 9V10H257ZM10 10V9H9ZM16 10V9H15ZM19 10V9H18ZM54 10V9H53ZM71 10V9H70ZM102 10V9H101ZM100 10V11H101ZM103 10H104V8H103ZM105 10H107V9H105ZM105 10H104V12H105ZM110 10V11H111ZM117 10V9H116ZM122 10V9H121ZM142 10V9H141ZM140 10V11H141ZM155 10H157V9H155ZM160 10V9H159ZM159 10H158V12H159ZM175 10V9H174ZM187 10V9H186ZM189 10V9H188ZM212 10V9H211ZM210 10V11H211ZM229 10V9H228ZM233 10V9H232ZM236 10V9H235ZM234 10V11H235ZM243 10V9H242ZM241 10V11H242ZM248 10V9H247ZM253 10V9H252ZM5 11V10H4ZM17 11V10H16ZM38 11V10H37ZM42 11V10H41ZM48 11V10H47ZM46 11V12H47ZM50 11H52V10H50ZM61 11H62V9H61ZM83 11V10H82ZM92 11H94V10H92ZM113 11V10H112ZM133 11H135V7H134V9H133ZM153 12H155L154 10H152ZM162 11V10H161ZM160 11V12H161ZM209 11V10H208ZM216 11H218V10H216ZM215 11V12H216ZM220 11V10H219ZM218 11V12H219ZM222 11V10H221ZM220 11V12H221ZM223 11H224V9H223ZM233 11V12H234ZM238 11V10H237ZM251 11V10H250ZM6 12H7V10H6ZM10 12V11H9ZM32 12V11H31ZM45 12V11H44ZM58 12V11H57ZM66 12V11H65ZM68 12V11H67ZM86 12L88 13V11L86 10ZM96 12V11H95ZM99 12V11H98ZM98 12H96L97 14H98ZM103 12V11H102ZM136 12V11H135ZM150 12V11H149ZM157 12V13H158ZM170 12V11H169ZM174 12V11H173ZM176 12H177V10H176ZM183 12H185L184 10H183ZM190 12H191V10H190ZM190 12H188V14L190 13ZM202 12V11H201ZM205 12V11H204ZM204 12H203V15H204ZM206 12H207V10H206ZM212 12V11H211ZM225 12H228V11H225ZM232 12V11H231ZM252 12V11H251ZM250 12V13H251ZM254 12V11H253ZM2 13H3V11H2ZM11 13V12H10ZM13 13V12H12ZM28 13V12H27ZM39 13V12H38ZM54 13H55V11H54ZM69 13H72V12H69ZM119 13V12H118ZM124 13V12H123ZM175 13V12H174ZM213 13V12H212ZM230 13V12H229ZM239 13V12H238ZM241 13V12H240ZM239 13V14H240ZM243 13H244V11H243ZM248 13V12H247ZM9 14V13H8ZM44 14V13H43ZM52 14V13H51ZM57 14V13H56ZM85 14V13H84ZM89 14V13H88ZM90 14H91V12H90ZM89 14V15H90ZM101 14V13H100ZM110 14H112V13H110ZM110 14H108V15H110ZM114 14V13H113ZM115 14H116V12H115ZM126 14V13H125ZM133 14V13H132ZM134 14H136V13H134ZM140 14H142V12H140ZM139 14V15H140ZM169 14H171V13H168V15ZM178 14V13H177ZM192 14H194V11H193V13ZM191 14V15H192ZM210 14V13H209ZM218 14V13H217ZM19 15V14H18ZM37 15V14H36ZM41 15H42V13H41ZM46 15H47V13H46ZM75 15V14H74ZM104 13H103V17H104ZM118 15V14H117ZM131 15V14H130ZM143 16L144 15H147V14H142ZM152 15V14H151ZM156 15V14H155ZM154 15V16H155ZM160 15V18H161V14H159ZM164 15V14H163ZM174 15H176V14H174ZM181 15V14H180ZM184 15V14H183ZM195 15V14H194ZM193 15V16H194ZM201 15H202V13H201ZM207 15H208V13H207ZM220 15V14H219ZM236 15V14H235ZM245 15H246V12H245ZM7 16H11V15H7ZM17 16V15H16ZM20 16V15H19ZM40 16V15H39ZM39 16H37V17H39ZM43 16V15H42ZM45 16V15H44ZM76 16V15H75ZM75 16L73 17L74 19H75ZM78 16L80 17L81 16V14L79 15L78 14ZM78 16H76V17H78ZM83 16H85V15H83ZM94 16V15H93ZM97 16H99V14L97 15ZM111 16V15H110ZM110 16H108V18H110ZM137 16V15H136ZM150 16V15H149ZM182 16V15H181ZM189 16V15H188ZM188 16H186V17H188ZM196 16V15H195ZM199 15H197V17H198ZM205 16V15H204ZM228 16H229V14H228ZM238 17H239V15H237ZM250 16V15H249ZM248 16V17H249ZM1 17V16H0ZM27 17V16H26ZM37 17H33V18H31V19H35V18H37ZM66 17H67V15H66ZM78 17V18H79ZM90 17V16H89ZM94 17H96V15L94 16ZM103 17H102V19H103ZM106 17H107V15H106ZM120 17V16H119ZM131 17H133V16H131ZM135 17V16H134ZM133 17V18H134ZM138 17V16H137ZM169 17V16H168ZM190 17H192V16H190ZM196 17V18H197ZM206 17V16H205ZM215 17H217V16H215ZM237 17V18H238ZM1 18H3V17H1ZM21 18V17H20ZM28 18V17H27ZM49 18H50V14H49ZM53 18V17H52ZM68 18H70V17H68ZM67 18V21L69 20ZM81 18H83V17H81ZM87 18H88V16H87ZM98 18H100V17H98ZM97 18V19H98ZM112 18V17H111ZM113 18H115L114 16H113ZM124 18H125V16H124ZM150 18H151V16H150ZM158 19V20H161V19ZM166 18V17H165ZM173 18V17H172ZM171 18V19H172ZM176 18H178L177 16H176ZM201 18H203V16L201 17ZM208 18V17H207ZM242 18V17H241ZM251 18V17H250ZM253 18V17H252ZM6 19V18H5ZM9 18H7V20H8ZM14 19V18H13ZM66 19V18H65ZM70 19H72V17L70 18ZM92 19V18H91ZM101 19V18H100ZM128 19V18H127ZM138 19V18H137ZM146 19V18H145ZM184 19V18H183ZM186 19V18H185ZM190 19V18H189ZM199 20H200V17L198 18ZM209 19V18H208ZM211 19H213L212 17H211ZM211 19H209V20H211ZM220 19H222V18H220ZM231 19H232V17H231ZM238 19H240V18H238ZM249 19V18H248ZM6 20V21H7ZM22 20H24V19H22ZM73 20V19H72ZM80 20V19H79ZM84 20V19H83ZM96 20V19H95ZM118 20V19H117ZM119 20H120V18H119ZM129 20V19H128ZM127 20V21H128ZM134 20H136V19H134ZM142 20V19H141ZM141 20H138V21H141ZM149 20H151V19H149ZM149 20H147V21H149ZM157 20V19H156ZM163 20V19H162ZM161 20V21H162ZM165 20H168V18H166ZM205 19H203V21H204ZM208 20V21H209ZM214 20V19H213ZM212 20V21H213ZM235 20V19H234ZM242 20V19H241ZM251 20V19H250ZM1 21V20H0ZM25 21V20H24ZM71 21V20H70ZM86 21V20H85ZM91 21V20H90ZM107 21H109V19H107ZM112 21V20H111ZM130 21V20H129ZM128 21V22H129ZM146 21V20H145ZM160 21V22H161ZM171 20H169V22H170ZM182 21V20H181ZM180 21V22H181ZM184 21V20H183ZM189 21V20H188ZM216 21V20H215ZM221 21V20H220ZM226 21H227V19H226ZM232 21H233V19H232ZM243 21V20H242ZM248 21V20H247ZM4 22H5V20H4ZM12 22V21H11ZM64 22V21H63ZM74 22H75V20H74ZM77 22H79V21H77ZM76 22V23H77ZM82 22V21H81ZM92 22H93V20H92ZM96 22V21H95ZM100 22V21H99ZM105 22V21H104ZM113 22V21H112ZM111 22V23H112ZM115 22H116V20H115ZM122 22H123V20H122ZM136 22V21H135ZM134 22V23H135ZM186 22V21H185ZM198 22V21H197ZM214 22V21H213ZM217 22V21H216ZM215 22V23H216ZM238 22V21H237ZM236 21H235V23H237ZM249 22V21H248ZM247 22V23H248ZM1 23V22H0ZM14 23V22H13ZM27 23V22H26ZM31 23V22H30ZM65 23V22H64ZM84 23V22H83ZM96 23H98V22H96ZM102 23H103V21H102ZM110 23V22H109ZM120 23H121V21H120ZM144 23V22H143ZM146 23V22H145ZM149 23V22H148ZM156 23H159V22H156ZM176 23V22H175ZM175 23H174V26H175ZM178 23V22H177ZM203 23V22H202ZM210 23V22H209ZM246 22H245V24H247ZM1 24H3V22L1 23ZM0 24V25H1ZM6 25H8L7 23H5ZM4 24V25H5ZM61 24H63V23H61ZM67 24V23H66ZM69 24V23H68ZM70 24H72V23H70ZM70 24H69V26H70ZM74 24V23H73ZM87 24L89 25V20H88V22H87ZM94 24V23H93ZM100 25H102L101 23H99ZM118 24V23H117ZM116 24V25H117ZM124 25H125V23H123ZM136 24H137V22H136ZM165 24H169V23H166L165 22ZM164 24V25H165ZM184 24V23H183ZM197 24V23H196ZM198 24H199V22H198ZM204 24V23H203ZM203 24H201L202 26H205V25H203ZM211 24H213V23H211ZM221 24V23H220ZM224 24H226V23H224ZM231 24V23H230ZM233 24V23H232ZM238 24V23H237ZM244 24V25H245ZM10 25H12V24H10ZM15 25V24H14ZM99 25V26H100ZM114 25V24H113ZM118 25H120V24H118ZM129 25V24H128ZM127 25V26H128ZM137 25H139V24H137ZM146 25V24H145ZM161 25H163L162 24V22H161ZM160 25V26H161ZM177 25V24H176ZM180 25V24H179ZM186 25V24H185ZM195 25V24H194ZM215 25V24H214ZM217 26H218V23L216 24ZM223 25V24H222ZM250 25V24H249ZM2 26V25H1ZM63 26V25H62ZM61 26V27H62ZM82 26V25H81ZM85 26V27H84ZM83 26V30L86 28V25H84ZM90 26V25H89ZM91 26H93L92 24H91ZM90 26V27H91ZM136 25H133V27L134 28H136L135 27ZM142 26H143V24H142ZM150 26V25H149ZM148 26V27H149ZM152 26V25H151ZM158 26V25H157ZM166 27H167V25H165ZM173 26V25H172ZM181 26V25H180ZM199 26V25H198ZM231 26V25H230ZM3 27V26H2ZM77 29H78V27L77 26H75ZM88 27V26H87ZM123 27V26H122ZM125 27H126V25H125ZM130 27H132V25H130L129 27H127V29L128 28H130ZM141 27V26H140ZM145 27V26H144ZM147 27V28H148ZM177 27V26H176ZM176 27H174V28H176ZM210 27V26H209ZM212 27V26H211ZM214 27V26H213ZM219 27V26H218ZM227 27V26H226ZM247 27V26H246ZM1 28V27H0ZM6 28V27H5ZM10 29H11V27H9ZM8 28V29H9ZM17 28V27H16ZM40 28V27H39ZM70 28L72 29V27L70 26ZM74 28V27H73ZM138 28V27H137ZM160 28V27H159ZM228 28H229V26H228ZM248 29H249V26L247 27ZM254 28H256V27H254ZM261 28V27H260ZM9 29V30H10ZM62 29H64V28H62ZM67 29H68V27H67ZM66 29V30H67ZM77 29H75V30H77ZM123 29V28H122ZM179 29H180V27H179ZM181 29H182V27H181ZM202 29V28H201ZM213 29V28H212ZM212 29H210V30H212ZM231 29H233V27L231 28ZM230 29V30H231ZM246 29V28H245ZM252 30H253V28H251ZM40 31H42V29H39ZM45 30H47L48 31V29H45ZM65 30V29H64ZM65 30V31H66ZM79 30H81V28H79ZM130 30V29H129ZM133 30V29H132ZM137 30V29H136ZM143 30H146V29H144L143 28ZM152 30V29H151ZM154 30V29H153ZM169 30V27H168V29H167V31ZM171 30V29H170ZM175 30V29H174ZM177 30V29H176ZM184 30V29H183ZM258 30H259V28H258ZM7 31V30H6ZM5 31V32H6ZM115 31V30H114ZM159 31V30H158ZM158 31H156V32H158ZM162 31H164V30H162ZM180 31V30H179ZM178 31V32H179ZM195 31V30H194ZM4 32V33H5ZM9 32V31H8ZM36 32H39V31H36ZM49 32H50V30H49ZM78 32V31H77ZM84 32V31H83ZM82 32V33H83ZM112 32V31H111ZM117 32V31H116ZM118 32H120V31H118ZM150 32V31H149ZM154 32V31H153ZM202 32H203V30H202ZM211 32V31H210ZM233 32V31H232ZM235 32V31H234ZM257 32V31H256ZM259 32V31H258ZM7 33V32H6ZM14 33H16V32H14ZM51 33H52V30H51ZM114 33V32H113ZM142 33V32H141ZM164 33H165V31H164ZM181 33V32H180ZM179 33V34H180ZM187 33H188V31H187ZM186 33V34H187ZM197 33H198V31H197ZM200 33V32H199ZM246 33L248 34V32H247V30H246ZM262 33V32H261ZM3 34V33H2ZM13 34V33H12ZM40 33H37L36 35H39ZM47 35H48V33H46ZM45 34V35H46ZM54 34H56V33H54ZM80 34H81V31H80ZM103 34V33H102ZM110 35H111V33H109ZM119 34V36H120V33H118ZM140 34V33H139ZM146 34V33H145ZM149 34V33H148ZM177 34V33H176ZM184 34V36H185V33H183ZM189 34V33H188ZM203 34V33H202ZM212 34V33H211ZM227 34V33H226ZM235 34H238V33H235ZM260 34V33H259ZM33 36H35L34 34H32ZM53 35V34H52ZM58 35V34H57ZM83 35H85V34H83ZM87 35V34H86ZM108 35V34H107ZM109 35V37H111ZM116 35H117V33H116ZM122 35V34H121ZM126 35V34H125ZM131 35V34H130ZM153 35H155V33L153 34ZM190 35H192V34H190ZM200 35V34H199ZM208 35H209V32H208ZM228 35V34H227ZM257 35L258 34H256V38L255 39H257ZM24 36V35H23ZM49 36H50V34H49ZM76 36V35H75ZM82 36V35H81ZM80 36V37H81ZM99 36V35H98ZM106 36V35H105ZM114 36H115V34H114ZM136 36H137V34H136ZM189 36V35H188ZM207 36V35H206ZM245 36V35H244ZM251 36V35H250ZM254 36V35H253ZM3 37H5V36H3ZM2 37V38H3ZM25 37V36H24ZM30 37V36H29ZM43 38H44V35L42 36ZM51 37H53V36H51ZM56 37V36H55ZM58 37V41L60 40V38H59V35L57 36ZM77 37V36H76ZM76 37H75V39H76ZM126 37V36H125ZM125 37H122L123 39L125 38ZM131 37V36H130ZM133 37V36H132ZM135 37V36H134ZM145 37V36H144ZM198 37H201V36H198ZM210 37H213L212 35H210ZM210 37L208 38V41H210L209 39H210ZM226 37V36H225ZM264 37V36H263ZM1 38V37H0ZM6 38V37H5ZM4 38V39H5ZM13 38V37H12ZM20 38V37H19ZM42 38V39H43ZM47 39H48V37H46ZM84 38V37H83ZM99 38H101L100 36H99ZM99 38H98V40H99ZM116 38V37H115ZM155 38V37H154ZM159 38V37H158ZM205 38V37H204ZM218 38V37H217ZM245 38V37H244ZM252 38V37H251ZM251 38H249V39H251ZM259 38H260V36H259ZM23 39V38H22ZM26 39H27V37H26ZM33 39V38H32ZM36 39H39V37H37ZM42 39H40L41 41H43ZM51 39V38H50ZM50 39L48 40V41H50ZM52 39H54V37L52 38ZM86 39H87V37H86ZM132 39V38H131ZM182 39H183V37H182ZM213 39V38H212ZM253 39V38H252ZM252 39H251V41H252ZM262 39V38H261ZM8 40V39H7ZM31 40V39H30ZM29 40V41H30ZM35 40V39H34ZM56 40H57V38H56ZM61 40H63L62 38H61ZM77 40V39H76ZM159 40V39H158ZM184 40H186L185 38H184ZM188 40H189V38H188ZM223 40H225V39H223ZM232 40V39H231ZM237 40V39H236ZM239 40V39H238ZM241 40V39H240ZM248 39H247V37H246V41H244V42H250L249 40L247 41ZM260 40V39H259ZM4 41V40H3ZM12 41V40H11ZM21 41H23V40H21ZM38 40H36V42H37ZM44 41H46L47 42V40H45L44 39ZM102 41V40H101ZM104 41V40H103ZM107 41V40H106ZM111 41H112V39H111ZM114 41V40H113ZM112 41V42H113ZM117 41V40H116ZM127 41H129V40H127ZM192 41H193V38H192ZM196 39H195V43H196ZM212 41V40H211ZM222 41V40H221ZM230 41V40H229ZM241 41H243V40H241ZM264 41V40H263ZM16 42V41H15ZM25 42V41H24ZM33 42H35V41H33ZM31 43V44H34V43ZM35 42V43H36ZM46 42H44V43H46ZM53 42V41H52ZM52 42L50 43H48V45L49 44H52ZM61 42V41H60ZM63 42V41H62ZM67 42V41H66ZM65 42V43H66ZM84 42V41H83ZM85 42H87V41H85ZM110 42V41H109ZM115 42V41H114ZM157 42V41H156ZM162 42V41H161ZM206 42V41H205ZM218 42V41H217ZM226 42V41H225ZM224 42V43H225ZM8 43V42H7ZM13 43V42H12ZM23 43V42H22ZM27 43H28V41H27ZM38 43H40V41L38 42ZM44 43H41L42 44V46H44ZM69 43V42H68ZM67 43V44H68ZM73 43V42H72ZM116 43V42H115ZM157 43H160V42H157ZM190 43H191V41H190ZM193 43V42H192ZM204 43V42H203ZM227 43V42H226ZM232 43H234V41L232 42ZM238 43V42H237ZM245 43V44H246ZM252 43V42H251ZM263 43V42H262ZM9 44V43H8ZM11 44V43H10ZM54 44V43H53ZM53 44H52V46H53ZM57 44V43H56ZM106 44V43H105ZM108 44V43H107ZM110 44V43H109ZM163 44V43H162ZM169 44V43H168ZM187 44H188V42H187ZM202 44V43H201ZM207 44V43H206ZM205 44V45H206ZM218 44V43H217ZM216 44V45H217ZM223 44V43H222ZM221 44V45H222ZM228 44V43H227ZM231 44V43H230ZM235 44V43H234ZM234 44H233V46H234ZM252 44H254V43H252ZM256 44V43H255ZM257 44H258V42H257ZM264 44V43H263ZM14 45V44H13ZM25 45V44H24ZM23 45V46H24ZM35 45V44H34ZM61 45H63V44H61ZM61 45H58L59 47L61 46ZM71 45V44H70ZM73 45V44H72ZM76 45V44H75ZM137 45V44H136ZM194 45V44H193ZM223 45H225V44H223ZM232 45V44H231ZM238 45V44H237ZM247 45V44H246ZM249 45V44H248ZM16 47H17V44L15 45ZM20 46V45H19ZM27 46H30V45H27ZM52 46H50V47H52ZM64 46V45H63ZM68 46V45H67ZM114 46V45H113ZM119 46V45H118ZM117 46V47H118ZM140 46V45H139ZM156 46V45H155ZM157 46H159V45H157ZM156 46V47H157ZM161 46V45H160ZM159 46V47H160ZM189 46H191L190 44H189ZM189 46H187L188 48H189ZM195 46V45H194ZM218 46V45H217ZM253 46V45H252ZM261 46V45H260ZM16 47H14V48H16ZM22 47V46H21ZM31 47V46H30ZM48 47V46H47ZM74 47V46H73ZM120 47V46H119ZM156 47H155V49H156ZM162 47V46H161ZM163 47H165V44H164V46ZM183 46H181V48H182ZM187 47H186V49H184V50H187ZM199 47V46H198ZM224 47V46H223ZM230 47V45L228 46V48ZM235 47V46H234ZM3 47H1V49H2ZM23 48V47H22ZM53 48V47H52ZM77 48V47H76ZM115 48V47H114ZM180 48V47H179ZM193 48V47H192ZM197 48V47H196ZM201 48H203V47H201ZM212 48V47H211ZM210 48V49H211ZM216 48V47H215ZM218 48V47H217ZM220 48V47H219ZM230 48H232V47H230ZM239 48H240V46H239ZM251 48V47H250ZM253 48V47H252ZM255 48V47H254ZM4 49V48H3ZM2 49V50H3ZM20 50H23V49H21V48H19ZM26 49H27V47H26ZM53 49H55V48H53ZM75 49V48H74ZM111 49V48H110ZM116 49V48H115ZM177 49V48H176ZM191 49V48H190ZM189 49V50H190ZM208 49V48H207ZM222 49V48H221ZM220 49V50H221ZM226 49V48H225ZM224 49V50H225ZM248 49V48H247ZM257 49V48H256ZM261 49V48H260ZM1 50V51H2ZM11 50H13V49H11ZM15 50H17V49H15ZM19 50V51H20ZM76 50V49H75ZM78 50V49H77ZM112 50V49H111ZM117 50H119V49H117ZM116 50V51H117ZM123 50V49H122ZM157 50H158V48H157ZM177 50H181V49H177ZM188 50V51H189ZM203 50V49H202ZM217 50H219V49H217ZM226 50H228V49H226ZM230 50V49H229ZM236 51H237V54L239 53L238 52V50L237 49H235ZM246 50V49H245ZM250 50V49H249ZM248 50V51H249ZM27 51V50H26ZM115 51V52H116ZM124 51V50H123ZM122 51V52H123ZM154 51V50H153ZM156 51V50H155ZM161 51V50H160ZM159 51V52H160ZM193 51V50H192ZM194 51H196V52H199V50L197 51V50H195V48H194ZM212 51V50H211ZM244 51V50H243ZM247 51V50H246ZM246 51L244 52V53H246ZM251 51H252V49H251ZM251 51H249V52H251ZM255 51V50H254ZM260 51V50H259ZM3 52V51H2ZM14 52V51H13ZM16 52V51H15ZM113 52V51H112ZM129 52V51H128ZM157 52V51H156ZM156 52H154V54L156 53ZM158 52V53H159ZM162 52V51H161ZM190 52V51H189ZM188 52V53H189ZM208 52V51H207ZM231 52V51H230ZM230 52H229V54H230ZM241 52V51H240ZM253 52V51H252ZM251 52V53H252ZM261 52V51H260ZM21 53H22V51H21ZM21 53H18L19 55L21 54ZM119 53V52H118ZM165 53V52H164ZM195 53V52H194ZM203 53V52H202ZM205 53V52H204ZM215 53V52H214ZM217 53V52H216ZM222 53V52H221ZM225 53V52H224ZM227 53V52H226ZM236 53V52H235ZM235 53L233 54V58H235ZM258 53V52H257ZM256 53V54H257ZM4 54V53H3ZM7 54H9L8 52H7ZM16 54H17V52H16ZM17 54V55H18ZM117 54V53H116ZM115 54V55H116ZM160 54V53H159ZM161 54H163V53H161ZM191 54V53H190ZM189 54V55H190ZM193 54V53H192ZM200 54V53H199ZM206 54V53H205ZM208 54H210V53H208ZM219 54H220V52H219ZM218 54V55H219ZM223 54V53H222ZM220 55V56H223V55ZM231 54H232V52H231ZM240 54V53H239ZM247 54H249V53H247ZM252 54H254V52L252 53ZM264 54V53H263ZM262 54V55H263ZM24 55V54H23ZM28 55V54H27ZM88 55V54H87ZM114 55V56H115ZM120 55V54H119ZM158 55V54H157ZM165 55V54H164ZM182 55V54H181ZM198 54H196V56H197ZM213 55V54H212ZM215 56H217L216 54H214ZM226 55V54H225ZM242 55H243V52H242ZM4 56V55H3ZM14 56V55H13ZM22 56V55H21ZM86 56V55H85ZM91 56V55H90ZM118 56V55H117ZM116 56V57H117ZM124 56V55H123ZM139 56V55H138ZM155 56V55H154ZM195 56V55H194ZM199 56V55H198ZM198 56H197V59H199L200 57H202L201 56V54H200V56H199V58H198ZM205 56V55H204ZM210 56H211V54H210ZM230 56V55H229ZM229 56H227V57H229ZM244 56V55H243ZM256 56V55H255ZM8 57V56H7ZM12 57V56H11ZM19 57V56H18ZM112 57V56H111ZM118 57H120V56H118ZM132 57V56H131ZM136 57V56H135ZM134 57V58H135ZM159 57V56H158ZM191 57L193 58V56L191 55ZM209 57V56H208ZM206 58V59H209V58ZM232 57V56H231ZM237 57V56H236ZM246 57V56H245ZM245 57H244V60H245ZM249 58H250V56H248ZM261 57V56H260ZM5 58V57H4ZM10 58V57H9ZM13 58V57H12ZM16 58V57H15ZM20 58V57H19ZM90 58V57H89ZM93 58V57H92ZM124 58V57H123ZM126 58V57H125ZM125 58H124V60H125ZM137 58V57H136ZM160 58H162V56L160 57ZM164 58V57H163ZM189 58V57H188ZM191 58V59H192ZM195 58V57H194ZM220 58V57H219ZM223 58H224V56H223ZM222 57L220 58V59H223ZM233 58H231V59H233ZM258 58H259V56H258ZM7 59V58H6ZM20 59H22V58H20ZM140 59H141V56H140ZM143 59H144V57H143ZM167 59V58H166ZM191 59H190V62H191ZM201 60L203 59V57L202 58H200ZM213 59H216V58H214L213 57ZM240 59V58H239ZM89 60V59H88ZM118 61H119V59H117ZM123 60V59H122ZM121 60V61H122ZM127 60H131V59H127ZM156 60V59H155ZM188 60V59H187ZM209 60H211V58L209 59ZM216 60H218V59H216ZM223 60H226V58L225 59H223ZM229 60V59H228ZM250 60H251V58H250ZM255 60V59H254ZM12 61H14V60H12ZM21 61V60H20ZM90 61V60H89ZM109 61V60H108ZM113 61V60H112ZM117 61V62H118ZM134 61V60H133ZM136 61H138V58H137V60ZM144 61H145V59H144ZM158 61V60H157ZM171 61V60H170ZM189 61V60H188ZM187 61V62H188ZM192 61H194V59L192 60ZM205 60H203V62H204ZM227 61V60H226ZM231 61V60H230ZM239 61V60H238ZM243 61V60H242ZM247 61V60H246ZM4 62V61H3ZM22 62V61H21ZM20 62V63H21ZM104 62V61H103ZM102 62V63H103ZM140 62V61H139ZM164 62V61H163ZM166 62V61H165ZM167 62H168V60H167ZM172 62V61H171ZM199 62V61H198ZM211 62H213L212 60H211ZM210 62V63H211ZM217 62V61H216ZM219 62V61H218ZM217 62V63H218ZM222 62H224V61H222ZM236 62V61H235ZM251 62H252V60H251ZM5 63V62H4ZM18 63V62H17ZM23 63V62H22ZM21 63V64H22ZM104 63H107V62H104ZM161 63H162V61H161ZM194 63H196V61L194 62ZM201 63V62H200ZM214 63H215V61H214ZM239 63V62H238ZM246 64H247V62H245ZM244 63V64H245ZM250 63V61L248 62V64ZM8 63H6V65H7ZM11 64H13V63H11ZM123 64V63H122ZM126 64H128V62L126 63ZM131 64H132V62H131ZM135 64V63H134ZM138 65H139V63H137ZM142 64V63H141ZM145 64V63H144ZM204 65H205V62L203 63ZM207 64V63H206ZM219 64H221V63H219ZM218 64V65H219ZM245 64V65H246ZM15 65V64H14ZM14 65H13V67H14ZM23 65H25V63L23 64ZM136 65V64H135ZM143 65V64H142ZM141 65V66H142ZM189 65V64H188ZM227 65V64H226ZM238 65H241V62L238 64ZM10 66V65H9ZM9 66H7V67H9ZM19 66H21V65H19ZM18 66V67H19ZM132 66H133V64H132ZM137 66V65H136ZM140 66V67H141ZM190 66V65H189ZM217 66V65H216ZM249 65H247L246 66V68L248 67ZM119 67H121V66H119ZM124 67H126V66H124ZM128 67V66H127ZM131 67V66H130ZM164 67V66H163ZM166 67H168V65L166 66ZM165 67V68H166ZM171 67V66H170ZM210 67V66H209ZM240 67V66H239ZM251 67V66H250ZM2 68V67H1ZM0 68V69H1ZM5 68H6V66H5ZM12 68V67H11ZM134 68H135V66H134ZM134 68H133V70H134ZM149 68V67H148ZM169 68V67H168ZM212 68H213V66H212ZM234 68V67H233ZM242 68H244V66L242 67ZM8 70H10L9 68H7ZM17 69V68H16ZM20 69V68H19ZM24 69V68H23ZM25 69H27V68H25ZM40 69H42V68H40ZM240 69H241V67H240ZM239 69V70H240ZM249 69V68H248ZM6 70V69H5ZM12 70V69H11ZM13 70H15V69H13ZM18 70V69H17ZM21 70V69H20ZM35 70V69H34ZM37 70V69H36ZM35 70V72H37ZM132 70V71H133ZM143 70V69H142ZM242 70V69H241ZM24 71H26V70H22V72H24ZM145 71V70H144ZM213 71V70H212ZM243 71V70H242ZM6 72V71H5ZM135 72V71H134ZM146 72V71H145ZM215 72V71H214ZM10 73V72H9ZM8 73V71H7V75L9 74ZM15 73V72H14ZM33 73V72H32ZM137 73H138V71H137ZM11 75V74H10ZM10 75H8V76H10ZM61 75V74H60ZM34 76H35V73H34ZM53 76H55V75H53ZM56 76H58V75H56ZM133 76H134V74H133ZM135 76H136V74H135ZM12 77H14V76H12ZM52 77V76H51ZM61 77V76H60ZM259 77H261V76H259ZM62 78V77H61ZM134 78V77H133ZM117 79V78H116ZM131 79V78H130ZM257 79H259V78H257ZM256 79V80H257ZM56 80V79H55ZM61 80V79H60ZM113 81L115 80V79H112ZM89 81V80H88ZM119 81V80H118ZM259 81V80H258ZM257 81V82H258ZM115 82V81H114ZM248 92V91H247ZM250 92V91H249ZM250 96H251V94H249ZM241 96H243V95H241ZM248 95H245V97H247ZM250 96H248V97H250ZM3 97V96H2ZM120 97V96H119ZM244 97V98H245ZM252 97V96H251ZM8 98V97H7ZM243 98V97H242ZM6 99V98H5ZM246 100H249V99H246ZM245 100V101H246ZM119 101H120V98H119ZM118 101V102H119ZM117 102V101H116ZM121 103V102H120ZM94 104V103H93ZM98 104V103H97ZM97 104H95V106H97ZM101 104V103H100ZM231 105V104H230ZM101 106V105H100ZM100 106H97V107H100ZM233 106V105H232ZM96 107V108H97ZM108 107H110L109 106V104H108ZM113 107V106H112ZM115 107V106H114ZM117 107H119V106H117ZM231 107V106H230ZM104 108H106V106L104 107ZM238 108V107H237ZM102 109V108H101ZM101 109H100V111H101ZM108 110H109V108H107ZM115 109V108H114ZM114 109H112V111L114 110ZM119 109V108H118ZM239 109V108H238ZM241 109V108H240ZM244 109V108H243ZM263 109V108H262ZM198 110V109H197ZM201 109H199V111H200ZM227 110V109H226ZM256 110V109H255ZM255 110H252V111H255ZM95 111H97V109L95 110ZM119 111V110H118ZM233 111V109L231 110V112ZM235 111V110H234ZM236 111H239V110H236ZM245 111V110H244ZM247 112H249L248 110H246ZM258 111H260V110H258ZM104 112H105V110H104ZM103 112V113H104ZM106 112H107V110H106ZM110 112V111H109ZM120 112V111H119ZM122 112V111H121ZM121 112H120V114H121ZM188 112V111H187ZM194 112V111H193ZM202 112H204L203 110H202ZM223 112V111H222ZM225 112V111H224ZM246 112V113H247ZM81 113H82V111H81ZM94 112H92V114H93ZM108 113V112H107ZM113 113V112H112ZM114 113H116V112H114ZM123 113H124V111H123ZM243 113H245V112H243ZM242 113V114H243ZM250 113V112H249ZM254 113V112H253ZM83 114V113H82ZM84 114H85V112H84ZM87 114H89V113H87ZM98 114H99V112H98ZM101 114V113H100ZM116 114H119L118 112L116 113ZM191 114V113H190ZM194 114V113H193ZM192 114V115H193ZM199 114V113H198ZM203 114V113H202ZM227 114V113H226ZM248 114V113H247ZM246 114V115H247ZM252 114V113H251ZM259 114V113H258ZM261 114V113H260ZM103 115V114H102ZM101 115V116H102ZM109 115V114H108ZM126 115V114H125ZM196 115V114H195ZM227 115H229V114H227ZM232 115V114H231ZM241 115V114H240ZM240 115H237V116H240ZM250 115V114H249ZM262 115V114H261ZM260 115V116H261ZM90 116H91V114H90ZM100 115H98V117H99ZM107 116V115H106ZM112 116H115V115H112ZM117 116H119V115H117ZM214 116V115H213ZM256 116H257V114H256ZM111 117V116H110ZM130 117V116H129ZM227 117V116H226ZM225 117V118H226ZM245 117V116H244ZM248 118H250L249 116H247ZM253 117H255L254 115H253ZM105 118V117H104ZM117 118V117H116ZM116 118H114V119H116ZM119 118H122V115H121V117H119ZM240 118H243V117H240ZM257 118V117H256ZM256 118H254L255 119V123H256ZM109 119V118H108ZM123 120H124V117L122 118ZM122 119H120V120H122ZM125 119H127L128 120V118H125ZM132 118H130V120H131ZM213 119V118H212ZM228 119V118H227ZM244 119H246V118H244ZM254 119H252L253 121H254ZM259 119H260V117H259ZM261 119H263V117H261ZM104 120V119H103ZM110 120H112V119H110ZM240 120V119H239ZM238 120V121H239ZM107 121V120H106ZM113 121H115V120H112V121H109V123L110 122H113ZM125 121V120H124ZM123 121V124H125V122ZM227 121L228 120H226V123H227ZM241 121V120H240ZM246 121V120H245ZM91 122V121H90ZM209 122V121H208ZM229 122V121H228ZM237 122V121H236ZM249 122V121H248ZM258 122H259V120H258ZM94 123V122H93ZM109 123H107V124H109ZM118 123H119V125H120V123L121 122H117L116 124L118 125ZM128 123V122H127ZM135 123V122H134ZM138 123V122H137ZM225 123V122H224ZM232 123H233V121H232ZM231 123V124H232ZM77 124V123H76ZM122 124V125H123ZM131 124V123H130ZM241 124H242V122H241ZM246 124H247V122H246ZM253 124V123H252ZM78 125V124H77ZM79 125H80V123H79ZM78 125V126H79ZM100 125V124H99ZM111 125V124H110ZM118 125V126H119ZM133 125H135V124H133ZM137 125V124H136ZM138 125H140V124H138ZM137 125V126H138ZM230 125V124H229ZM234 125V124H233ZM239 125V124H238ZM243 125V124H242ZM257 125V124H256ZM81 126V125H80ZM83 126V125H82ZM89 126V125H88ZM91 126V125H90ZM89 126V127H90ZM97 126V125H96ZM126 126V125H125ZM218 126V125H217ZM228 126V125H227ZM245 126H247V125H245ZM252 126H254V124L252 125ZM259 126V125H258ZM257 126V127H258ZM86 127V126H85ZM98 127V126H97ZM133 127V126H132ZM149 127V126H148ZM147 127V125H146V128H148ZM230 127V126H229ZM234 127H235V125H234ZM233 127V128H234ZM249 127H250V124H249ZM81 128H83V127H81ZM101 129H102V127H100ZM123 128H125V127H122V129ZM129 128H130V126H129ZM134 128V127H133ZM143 128H145V126L143 127ZM151 128V127H150ZM150 128H148V129H146V130H149ZM182 128V127H181ZM240 128H242V127H240ZM244 128V127H243ZM242 128V129H243ZM252 128V127H251ZM75 129V128H74ZM87 129V128H86ZM137 129H138V127H137ZM141 129V128H140ZM236 129V128H235ZM250 129V128H249ZM256 129H258V128H256ZM95 130V129H94ZM124 130H126V129H124ZM136 130V129H135ZM153 130V129H152ZM180 130V129H179ZM230 130H231V128H230ZM237 130H240V129H237ZM248 130V129H247ZM252 130H254V129H252ZM259 130V129H258ZM258 130H256V131H258ZM264 130V129H263ZM21 131V130H20ZM75 131V130H74ZM99 131H101V130H99ZM133 131V130H132ZM131 130H129V132H132ZM150 131V130H149ZM154 131V130H153ZM182 131V130H181ZM203 131V130H202ZM244 131V130H243ZM256 131H255V133H256ZM262 131V130H261ZM107 132H108V130H107ZM135 132V131H134ZM138 132V131H137ZM144 132V131H143ZM146 132H148V131H146ZM152 132V131H151ZM230 132H232V131H230ZM234 132V131H233ZM245 132V131H244ZM250 133H251V131H249ZM263 132V131H262ZM261 132V133H262ZM79 133V132H78ZM102 133V135H103V131L101 132ZM106 133V132H105ZM136 133V132H135ZM134 133V134H135ZM149 133V132H148ZM160 132H158V134H159ZM190 133H192V132H190ZM199 133V132H198ZM198 133H196V134H198ZM235 133V132H234ZM238 133V131L236 132V134ZM242 133V132H241ZM255 133H254V135H255ZM260 132H258V134H259ZM21 133H19V135H20ZM26 134V133H25ZM113 134V133H112ZM140 134V133H139ZM143 134H145V133H143ZM147 134V133H146ZM145 134V135H146ZM185 134H187L186 132H185ZM194 134V133H193ZM239 134V133H238ZM243 135H240V137L242 136V137H244L245 135H244V133H242ZM21 135H23V134H21ZM111 135V134H110ZM148 135V134H147ZM149 135H151L150 133H149ZM148 135V136H149ZM161 135V134H160ZM160 135H159V137H160ZM180 135H182L181 133H180ZM183 135H184V133H183ZM188 135H189V133H188ZM200 135V134H199ZM232 135V134H231ZM252 135H253V133H252ZM17 136H18V134H17ZM109 136V135H108ZM164 136V135H163ZM194 136V135H193ZM202 136V135H201ZM238 136V135H237ZM246 136H247V134H246ZM245 136V137H246ZM249 136H250V134H249ZM257 136H260V135H257ZM257 136H256V138H257ZM7 137H9V136H7ZM158 137V136H157ZM181 137V136H180ZM185 137V136H184ZM244 137V138H245ZM3 138V137H2ZM2 138H1V140H2ZM5 138V137H4ZM11 138H13V137H11ZM24 138V137H23ZM109 138V137H108ZM161 138H162V135H161ZM177 138V137H176ZM182 139H183V137H181ZM195 138V137H194ZM199 138V137H198ZM197 138V139H198ZM244 138H242V139H244ZM248 138V137H247ZM254 138V137H253ZM262 138V137H261ZM152 139V138H151ZM158 139V138H157ZM190 139V138H189ZM196 139V138H195ZM235 139V138H234ZM233 139V140H234ZM242 139L241 140H239V143H240V141H242ZM249 139V138H248ZM258 139V138H257ZM256 139V140H257ZM11 140V139H10ZM106 140H107V138H106ZM154 140V139H153ZM11 141H14V140H11ZM16 141V140H15ZM177 141V140H176ZM182 141V140H181ZM190 141V140H189ZM230 141H232V140H230ZM247 140L245 139V142H246ZM262 141H263V139H262ZM105 142H107V141H105ZM154 142V141H153ZM237 142H238V140H237ZM251 142V141H250ZM17 143V142H16ZM21 143V142H20ZM25 143V142H24ZM151 143V142H150ZM150 143L145 147H142V148H147L148 146L150 147ZM156 143V142H155ZM183 143H184V141H183ZM182 143V144H183ZM187 143V142H186ZM194 143V142H193ZM249 143V142H248ZM257 143V142H256ZM153 144V143H152ZM180 145H181V143H179ZM253 144V143H252ZM263 144V143H262ZM48 145V144H47ZM191 145V144H190ZM233 145V144H232ZM234 145H235V143H234ZM243 145V144H242ZM247 145V144H246ZM257 145H260V144H257ZM151 146H153V145H151ZM167 146V145H166ZM179 146V145H178ZM237 146V145H236ZM245 146V145H244ZM255 146V145H254ZM11 147H12V145H11ZM14 147V146H13ZM16 147H18V145H16ZM149 147H148V149H149ZM180 147V146H179ZM178 147V148H179ZM188 147H189V145H188ZM187 147V148H188ZM246 147V146H245ZM250 147H251V145H250ZM263 147V146H262ZM141 148V147H140ZM171 148H172V146H171ZM190 148V147H189ZM236 148V147H235ZM239 149H242L240 146L238 147ZM18 149V148H17ZM49 149H53V148H49ZM56 149V148H55ZM147 149V150H148ZM151 149V148H150ZM170 149V148H169ZM174 149H176V148H174ZM194 149H196V148H194ZM244 149H246V148H244ZM243 149V150H244ZM252 149V148H251ZM254 149H256V148H254ZM264 149V148H263ZM9 150H11V149H9ZM16 150V149H15ZM36 150H38V149H36ZM40 150H42V149H40ZM40 150H39V152H40ZM142 151H141V153L143 152V150L144 149H141ZM152 150V149H151ZM184 150V149H183ZM236 150V149H235ZM234 150V151H235ZM238 150V149H237ZM259 149H257V150H255V151H258ZM47 151V150H46ZM138 151H140V150H138ZM145 151V150H144ZM150 151V150H149ZM188 151V150H187ZM250 151H253V150H250ZM37 152V151H36ZM44 152V151H43ZM54 152V151H53ZM52 152V153H53ZM148 152V151H147ZM182 152V151H181ZM239 152V151H238ZM246 152V151H245ZM248 152V151H247ZM48 153V152H47ZM125 153V152H124ZM133 153V152H132ZM131 153V154H132ZM144 153V152H143ZM184 153H186V152H184ZM234 153H236V152H234ZM262 153V152H261ZM116 154V153H115ZM149 154V153H148ZM178 154V153H177ZM183 154V153H182ZM239 154V153H238ZM249 154V153H248ZM251 154H253V153H251ZM254 154H256L255 152H254ZM257 154H260V152L259 153H257ZM124 155V154H123ZM126 155H128V154H126ZM134 155V154H133ZM147 155V154H146ZM172 155V154H171ZM262 155V154H261ZM140 156H143L144 157V155H140ZM180 156H181V154H180ZM182 156H184V155H182ZM181 156V157H182ZM236 155H234V157H235ZM252 156V155H251ZM259 156V155H258ZM119 157V156H118ZM129 157V156H128ZM127 157V158H128ZM130 157H131V155H130ZM134 157V156H133ZM149 157H151L150 155H149ZM199 157V156H198ZM197 157V158H198ZM201 157V156H200ZM209 157V156H208ZM212 157H214V156H212ZM228 157V156H227ZM241 157V156H240ZM244 157H245V155H244ZM250 157V156H249ZM257 157V156H256ZM255 157V158H256ZM115 158V157H114ZM147 158V157H146ZM180 158V157H179ZM183 158V157H182ZM195 158H196V156H195ZM202 158V157H201ZM217 158V157H216ZM222 157H220V159H221ZM224 158V157H223ZM226 158V157H225ZM224 158V159H225ZM246 158V157H245ZM117 159V158H116ZM126 159V158H125ZM136 159H137V157H136ZM141 159V158H140ZM149 159H151V158H149ZM152 159H153V157H152ZM194 159V158H193ZM258 159H260V158H257V160ZM111 160V159H110ZM124 160V159H123ZM122 160V161H123ZM133 160H135L134 158H133ZM143 160V159H142ZM148 160V159H147ZM161 160V159H160ZM163 160V159H162ZM178 160H180V159H178ZM212 160V159H211ZM262 160V159H261ZM114 161V160H113ZM119 161V160H118ZM117 161V162H118ZM128 161V160H127ZM136 161V160H135ZM144 161H146V160H144ZM153 161V160H152ZM151 161V162H152ZM196 161V160H195ZM217 161H219V159L217 160ZM224 161H226V160H224ZM231 161H233V160H231ZM234 161H236V160H234ZM112 162V161H111ZM110 162V163H111ZM120 163H121V161H119ZM154 162H156V161H154ZM184 162V161H183ZM182 162V163H183ZM203 162H205V161H203ZM203 162H201V163H203ZM212 163H213V161H211ZM210 162V163H211ZM220 162V161H219ZM248 162V161H247ZM246 162V163H247ZM254 162H255V159H254ZM114 163V162H113ZM112 163V164H113ZM133 163H134V161H133ZM132 163V164H133ZM138 163V162H137ZM146 163V162H145ZM144 163V164H145ZM153 163V162H152ZM191 163V162H190ZM198 163V162H197ZM200 163V162H199ZM209 163V162H208ZM210 163H209V165H210ZM233 163V162H232ZM236 163V162H235ZM245 163V162H244ZM252 163V162H251ZM264 163V162H263ZM141 164H142V162H141ZM185 164V163H184ZM188 164V163H187ZM194 164H196V163H194ZM193 164V165H194ZM204 164V163H203ZM215 164V163H214ZM214 164H211V166L210 167H213L212 165H214ZM237 164V163H236ZM250 164V163H249ZM248 164V165H249ZM102 165H104V164H102ZM120 165V164H119ZM135 165H137V164H135ZM134 165V166H135ZM157 165V164H156ZM182 165V164H181ZM186 165V164H185ZM185 165L183 166V167H185ZM192 165V166H193ZM216 165V166H215ZM214 166L215 167H217L218 166V164H215ZM223 165H225V164H223ZM245 165H247V164H245ZM251 165V164H250ZM97 166H99V165H97ZM100 166H101V164H100ZM105 166V165H104ZM148 166H150V165H148ZM174 166V165H173ZM208 166V165H207ZM206 166V167H207ZM226 166V165H225ZM236 166V165H235ZM244 166V165H243ZM254 166V165H253ZM103 167V166H102ZM113 167H114V165H113ZM136 167V166H135ZM179 167V166H178ZM182 167V166H181ZM197 167V166H196ZM215 167H213L215 170H219V166H218V168H215ZM220 167H222V164H221V166ZM227 167V166H226ZM233 167V166H232ZM231 167V168H232ZM255 167V166H254ZM253 167V168H254ZM119 168H120V166H119ZM131 168V167H130ZM138 168V167H137ZM168 168V167H167ZM172 168V167H171ZM176 168V167H175ZM188 168V167H187ZM199 168V167H198ZM212 168V169H213ZM243 168V167H242ZM244 168H245V166H244ZM246 168H247V166H246ZM252 167H250V169H251ZM95 169V168H94ZM98 169H101V168H98ZM115 169H117V168H115ZM124 169H126V168H124ZM166 169V168H165ZM174 169V168H173ZM186 169V168H185ZM200 169V168H199ZM209 169V168H208ZM258 169V168H257ZM263 169V168H262ZM102 170V169H101ZM131 170V169H130ZM183 170V169H182ZM188 170H189V168H188ZM192 170V169H191ZM195 170V169H194ZM224 170V169H223ZM222 169L221 170H219L218 172H219V175H218V173L217 172H213L214 173V175H217V176H220V174H221V172L220 171H223ZM233 170V169H232ZM235 170V169H234ZM233 170V171H234ZM245 169H243V171H244ZM113 171V170H112ZM137 172H138V170H136ZM148 171V170H147ZM161 171V170H160ZM186 171V170H185ZM190 171V170H189ZM196 171V170H195ZM225 171V170H224ZM229 171V170H228ZM237 171H239V170H237ZM242 171V170H241ZM253 171V170H252ZM251 171V172H252ZM259 171V170H258ZM44 172H45V170H44ZM99 172V171H98ZM102 172V171H101ZM140 172H141V170H140ZM163 172V171H162ZM176 172H178V170L176 171ZM184 172V171H183ZM183 172L181 173V174H183ZM197 172V171H196ZM202 172V171H201ZM248 172V171H247ZM250 172V173H251ZM260 172H262V170L260 171ZM79 173H80V171H79ZM79 173H76V174H78L79 175ZM83 173V172H82ZM85 173H88V172H85ZM90 173H91V171H90ZM95 173V172H94ZM97 173V172H96ZM108 173H109V171H108ZM111 173V172H110ZM116 173V172H115ZM130 173V172H129ZM203 173V172H202ZM209 174H210V176H212V174L210 173V172H208ZM225 173V172H224ZM223 173V174H224ZM232 173V172H231ZM235 173V172H234ZM237 173V172H236ZM242 173V172H241ZM241 173H240V171L237 173V174H234V176H233V178L234 179H238L239 181L241 180ZM244 173V172H243ZM258 173V172H257ZM43 174H45V173H43ZM43 174L41 175L42 177H43ZM74 174V173H73ZM75 174V175H76ZM81 174V173H80ZM107 174V173H106ZM126 175L128 174V171H127V173H125ZM143 174V173H142ZM164 174V173H163ZM180 173L178 174H175V177H178V178H181V177H186L185 176V174H183V175H181ZM186 174H187V171H186ZM198 176H200V172L199 173H196ZM208 174V175H209ZM254 174V173H253ZM259 174V173H258ZM49 175V174H48ZM47 175V176H48ZM53 175V174H52ZM59 175H61V174H59ZM77 175V176H78ZM91 175V174H90ZM108 175V174H107ZM110 175V174H109ZM112 175H113V173H112ZM162 175V174H161ZM189 175V174H188ZM225 175H228V172H227V174H225ZM231 175H233V174H231ZM255 175V174H254ZM257 175V174H256ZM40 176V177H41ZM54 176V175H53ZM72 176V175H71ZM80 176V175H79ZM84 176H85V174H84ZM155 176V175H154ZM170 176V179H173V178H175V177H171V176H174L173 174L172 175H169ZM204 175H202V177L201 178H208L209 176H204ZM45 177V176H44ZM51 177V176H50ZM80 177H82V176H80ZM111 178H112V176H110ZM114 177V176H113ZM119 177V176H118ZM122 177H123V175H122ZM135 177V176H134ZM164 177V176H163ZM226 177H228V176H226ZM225 177V178H226ZM231 176L229 175V178H230ZM243 177V176H242ZM56 178V177H55ZM60 178L61 179H58V176H57V181L58 180H62L63 178L60 176ZM72 178V177H71ZM75 178H77V177H75ZM74 177H73V179H71V181H73L72 183H71V186L70 187H72V185H73V187H78L79 186V184H80V182H82L81 181V178H77V179H75ZM121 178V177H120ZM125 178V177H124ZM138 178V177H137ZM195 178V177H194ZM194 178L192 177V179L194 180ZM198 178V177H197ZM214 178V177H213ZM224 178V179H225ZM228 178V179H229ZM244 178V177H243ZM254 178V177H253ZM44 179H46V178H44ZM48 179V178H47ZM46 179V180H47ZM84 179V178H83ZM86 179H87V177H86ZM86 179H84V180H86ZM102 179V178H101ZM104 179V178H103ZM102 179V180H103ZM122 179V178H121ZM127 179V178H126ZM136 179V178H135ZM139 179V178H138ZM151 179V178H150ZM187 179L189 180L190 178H188L187 177ZM210 179V178H209ZM232 179V178H231ZM247 179V178H246ZM256 179V178H255ZM261 179V178H260ZM49 180H51V178H49ZM48 180V181H49ZM90 180H92V179H90ZM90 180H89V182H90ZM105 180V179H104ZM110 180V179H109ZM120 180V179H119ZM125 180V179H124ZM137 180V179H136ZM154 180V179H153ZM158 180V179H157ZM168 180V179H167ZM191 180V179H190ZM189 180V181H190ZM204 180V179H203ZM208 180V179H207ZM211 180H213L212 178H211ZM223 180V179H222ZM262 180V179H261ZM39 181H41V179L39 180ZM44 181V180H43ZM52 181V180H51ZM69 181H70V179H69ZM106 181V180H105ZM126 181V180H125ZM128 181V180H127ZM135 181V180H134ZM143 181V180H142ZM146 181V180H145ZM159 181V180H158ZM185 181H187L186 179H184V181L183 182H185ZM197 181H201V180H197ZM206 181V180H205ZM210 181V180H209ZM208 181V183H211V184H208L207 185V183H206V185L207 186H204L206 189H203L206 193V195H204V196H207V194H210V195H208L207 197H209L210 196V198L211 197H213L214 199H212L211 201L209 200L210 198H208V200L207 201H209V205L211 206H213V207H217L216 209H218L219 208V212H218V214H220L219 216H221V220L219 219V220H212L210 223H211V225L214 223H217V226H218V231L217 232H219V230H220V232H223V233H219L218 235H214V234H216V233H213V231L211 232V231H209V228L207 229V231H209V232H211L210 234V236H204V237H201L200 235H197V234H195V231L194 230H196V229H192V227H191V229L189 228V226H188V228H185L186 226H185V224L182 226L178 221H180V220H178V221H176V220H167L166 222H168V223H166V227H164L163 229H159V227H160V224L162 223V224H165L164 222L165 221H162V220H159L160 218L162 219V217H159L158 218V220L157 219H155L156 217H158V215H159V213H161L160 212V210H164V208H158L157 209V211L154 213V219L155 220H149V221H146V220H135V219H131V220H124L125 221V223L124 224H126V226L128 227V225H129V227H131L130 225H133V227H134V225H140V227H142L143 225H144V229H145V233L144 232H142L143 233V235L141 236V237H134V236H132L133 234V231H132V233H131V235H130V233H129V230L128 231H123V233H120V234H118V235H116V236H114V237H110V234H109V232H107V231H105V232H107L108 233V235L107 236H109V237H105V234L104 235H102V233H103V231L104 230H101V231H98L99 229H101V228H99L98 230L96 229L94 232L92 231V232H90L89 234L87 233V234H85L86 232H88V228L86 229L87 231L84 233V231H83V233H82V236L85 234L86 235V237H90V240H89V242H91V245L90 246H88L87 248H90V249H87V248H84V250H80V252L81 251H84V253L86 254V255H89V256H87V257H89V262H88V264H90V262H92V260H93V262H94V264H263V262L262 263H259L258 261V259H261V256H262V258L264 257V245H261V243L259 244V242H258V240H257V242L255 241L256 239L255 238H257L258 239V237L260 236L258 233V235L256 234V236L257 237H255L252 241H250L249 239V241H250V243L248 242H246V239H244V237L246 236H249L250 234H254L255 232H258L257 230H259L260 229V227L263 225V223H264V201H260V199L258 200V198H257V196L259 195V196H262L263 194H264V191L262 190V188H260V189H258V190H256L255 192H257V196H256V194H254L255 196H252V194L253 193H255V192H253L252 194H250L249 195V193H247V194H245V191H244V193L242 192V190H244L245 188L247 189V187H249V183L248 182H246L247 180H244L243 182L244 183H247V187H241V188H244V189H242V190H239L240 192H242V193H237V194H234L233 193V195H231V194H229L230 192H231V190L230 189H227L228 191L230 190V192L229 193H227L228 191L227 190H223L224 188H222V187H219L221 184H219V186H217V184H212V181H210L209 182ZM216 181H218V180H216ZM228 182H225L226 184H228L229 183V180H227ZM231 181H235V180H231ZM231 181H230V183L229 184H231ZM237 181V180H236ZM236 181L235 182H233L234 184L236 183ZM251 181L253 182V179H251ZM50 182V181H49ZM48 182V183H49ZM68 182V181H67ZM123 182V181H122ZM136 182V181H135ZM138 183H139V181H137ZM168 182L171 184V180H169V181H167V182H163L162 183V187L161 188H163V189H167V186H168ZM179 182V181H178ZM190 182H192V181H190ZM194 182H196V181H194ZM199 182H197V184L199 183ZM242 182V181H241ZM243 182H242V185H243ZM258 182V181H257ZM260 182V185H262V183H263V181H259ZM262 182V183H261ZM37 183H39V182H37ZM43 183V182H42ZM45 183H46V181H45ZM53 183V182H52ZM55 183H56V181H55ZM86 183H88V182H85V184ZM133 183V182H132ZM132 183H130V184H132ZM151 183V182H150ZM156 183V182H155ZM159 183V182H158ZM157 183V184H158ZM161 183V182H160ZM159 183V184H160ZM187 183V182H186ZM193 183V182H192ZM41 184V183H40ZM130 184H128L129 185V187H130ZM140 184V183H139ZM153 184V183H152ZM152 184H150V185H152ZM169 184V185H170ZM188 184V183H187ZM191 184V183H190ZM189 184V185H190ZM197 184H194L195 186H198L199 187V185H200V188L202 187L201 186V184L199 183V185H197ZM224 184V183H223ZM225 184V185H226ZM229 184L227 185V186H229ZM233 184V185H234ZM250 184H252L251 182H250ZM254 184H255V182H254ZM253 184V185H254ZM43 185V184H42ZM51 185H54V184H51ZM135 185V184H134ZM137 185V184H136ZM145 185H147V184H145ZM172 186H174L173 185V183L171 184ZM170 185V186H171ZM176 185V184H175ZM185 185V184H184ZM183 185V186H184ZM192 185V184H191ZM190 185V186H191ZM194 185H192V187L194 188ZM203 185H205V184H203ZM236 185H241V183L239 184V182H238V184H235V186ZM246 185V184H245ZM259 185V186H260ZM40 187H41V185H39ZM39 186H37L36 185V190L37 189H39L40 187ZM61 186V185H60ZM91 186V185H90ZM221 186H223V185H221ZM258 186V185H257ZM45 187V186H44ZM54 187H55V185H54ZM58 187V186H57ZM62 187V186H61ZM64 187H65V185H64ZM80 187V186H79ZM88 187V186H87ZM128 187V186H127ZM134 187H136V186H134ZM141 187V186H140ZM147 187V186H146ZM149 187V186H148ZM203 187V188H204ZM223 187H225V186H223ZM231 187L233 188L234 186H232L231 185ZM239 187V186H238ZM250 187H253V186H251L250 185ZM254 187H255V185H254ZM69 188V187H68ZM93 188V187H92ZM132 188H133V186H132ZM132 188H130V189H132ZM137 188H139V187H137ZM156 188H158V187H156ZM155 188V189H156ZM169 186H168V190H169ZM185 188V187H184ZM184 188H182V189H184ZM189 188H191V187H189ZM200 188H199V191L201 192L202 190H200ZM228 188V187H227ZM235 188H237V186L235 187ZM240 188V189H241ZM264 188V187H263ZM62 189V188H61ZM60 189V190H61ZM72 189V188H71ZM80 189H82V188H80ZM91 189V188H90ZM136 189V188H135ZM143 189V188H142ZM151 189V188H150ZM154 189V188H153ZM152 189V190H153ZM160 189V188H159ZM178 189V188H177ZM176 189V190H177ZM195 189V188H194ZM194 189H190V190H194ZM202 189V188H201ZM245 189V190H246ZM253 190H255L254 188H252ZM12 190V189H11ZM47 190V189H46ZM75 189H73V191H74ZM95 190V189H94ZM137 191V193L136 192H132V191H130L131 192V194L129 193V192H126V193H129V196H128V199L126 198L127 196L125 195V200L127 201V203H128V206H131V205H133V204H135L136 202H138L137 200L140 198V195H141V191H139L138 189H136ZM141 190V189H140ZM185 191H186V189H184ZM183 190V191H184ZM234 190V189H233ZM237 190H238V188H237ZM125 191V190H124ZM143 191V190H142ZM149 191V190H148ZM156 191V190H155ZM159 191V190H158ZM160 191H164V190H160ZM167 191V190H166ZM184 191V193L186 194L188 191H186L185 192ZM196 191H198V188H197V190ZM227 191V192H226ZM235 191V190H234ZM233 191V192H234ZM238 191V192H239ZM39 192V191H38ZM45 192V191H44ZM47 192V191H46ZM45 192V193H46ZM58 191H56V193H57ZM61 192V191H60ZM63 192V191H62ZM71 192H72V190H71ZM71 192H70V194L69 195H71ZM92 192H93V190H92ZM172 192V191H171ZM174 192V191H173ZM180 192V194H181V192H182V190H180V191H178V193ZM195 192V191H194ZM200 192H198V194L200 193ZM203 192V191H202ZM201 192V193H202ZM237 192V191H236ZM248 192V191H247ZM80 193V192H79ZM86 193V192H85ZM95 193V192H94ZM123 193V192H122ZM125 193V192H124ZM133 193V194H132ZM154 193V192H153ZM157 193V192H156ZM161 193V192H160ZM159 193V194H160ZM201 193H200V195L199 196H201ZM47 194V193H46ZM65 194H66V192H65ZM87 194V193H86ZM85 194V195H86ZM89 194V193H88ZM164 194H166V192L164 193ZM163 194V195H164ZM171 194V193H170ZM179 194V196H181ZM189 194V195H188ZM188 194H186L187 195V197H189L190 196V193H188ZM61 195V194H60ZM62 195H63V193H62ZM68 195V196H69ZM78 195V194H77ZM128 195V194H127ZM144 195V194H143ZM152 195V194H151ZM150 195V196H151ZM154 195V194H153ZM156 195V194H155ZM182 195H184L183 194V192H182ZM46 196V195H45ZM64 196V195H63ZM62 196V197H63ZM72 196V195H71ZM167 196V195H166ZM258 196V197H259ZM47 197V196H46ZM61 197V198H62ZM65 198H64V200L66 199V196H64ZM73 197V196H72ZM142 197L143 196H141V198L140 199H142ZM164 197V196H163ZM168 197H170V196H167V198ZM174 197H175V194H174ZM186 197V196H185ZM186 197V198H187ZM81 198H82V196H81ZM101 199V201H103V198L102 197H100ZM116 198V197H115ZM124 198V196L122 197V199ZM165 198V197H164ZM163 198V199H164ZM173 197H171L170 199H172ZM176 198H177V196H176ZM192 198H193V196H192ZM206 198V197H205ZM218 198H221V199H223V201L222 202H218V203H212V201L214 200V201H216ZM262 198H264L263 196H262ZM261 198V199H262ZM47 199V198H46ZM74 199H76L75 198V196H74ZM83 199V198H82ZM87 199V198H86ZM105 199H107V198H105ZM104 199V200H105ZM121 199V200H122ZM144 199V198H143ZM142 199V200H143ZM152 199H154V198H152ZM162 198H161V200H160V202H162V200H163ZM175 199V198H174ZM174 199H173V202L172 203H174L175 201H174ZM185 199V198H184ZM190 199V198H189ZM216 199V200H215ZM225 199H228V200H230V199H233L232 200V203H234L235 204V202H236V204H237V206H236V204H235V206H233V207H229V204L230 203H227L228 204V206H227V204H226V202H224V200ZM53 200V199H52ZM112 200V199H111ZM114 200V199H113ZM118 200V199H117ZM124 200V201H125ZM167 200V199H166ZM187 200V199H186ZM201 200H203L202 198L200 199V201ZM218 200H220V199H218ZM217 200V201H218ZM65 201H67L68 202V200H65ZM84 201H86V200H84ZM92 201V200H91ZM105 201H107V200H105ZM125 201V202H126ZM141 201V200H140ZM153 201V200H152ZM155 202H156V200H154ZM204 202H205V199L203 200ZM202 201V204L204 203ZM235 201V202H234ZM53 202H56V201H54L53 200ZM66 202V203H67ZM89 202V201H88ZM113 202V201H112ZM164 202V201H163ZM169 202V201H168ZM178 202V201H177ZM211 202V203H210ZM229 202V201H228ZM48 203H50V202H48ZM65 203V204H66ZM69 203H70V201H69ZM96 203V202H95ZM102 203V202H101ZM119 203H122L121 201H119ZM127 203H126V205H127ZM152 203V202H151ZM166 203V202H165ZM200 204H201V202H199ZM245 203H247V204H249L250 206H247V207H250L249 208V210L250 209H255V210H259V211H262L259 215H255V214H252V215H246V214H248L249 212H247V213H245V209H243V210H239L238 208V205H241V204H244V206L246 205ZM53 204V203H52ZM64 204V203H63ZM97 204H98V202H97ZM96 204V205H97ZM124 204V203H123ZM130 204V205H129ZM137 204V203H136ZM184 204V203H183ZM193 204V203H192ZM200 205V206H202V208H204L205 206L204 205ZM206 204V203H205ZM59 205V204H58ZM61 205V204H60ZM67 205V204H66ZM99 205H100V202H99ZM125 205V204H124ZM139 205V204H138ZM148 205V204H147ZM152 205H154V203L152 204ZM155 205H156V203H155ZM157 205H158V203H157ZM165 205V204H164ZM169 205V204H168ZM178 205H180L179 203H178ZM194 205V204H193ZM209 205H206L207 207L206 208H209L210 206ZM64 206V205H63ZM121 206H122V204H121ZM127 206V207H128ZM151 206V205H150ZM162 206V205H161ZM160 206V207H161ZM187 206V205H186ZM243 206V205H242ZM243 206V208H245ZM97 207V206H96ZM112 206H110V208H111ZM118 207V206H117ZM133 207H135L134 205L133 206H131V208H133ZM149 207V206H148ZM155 207H157V206H155ZM154 207V208H155ZM159 207V206H158ZM163 207V206H162ZM169 207V206H168ZM172 206H171V204H170V208H171ZM176 207H177V205H176ZM194 207V206H193ZM195 207H197L196 205H195ZM213 207H211V208H213ZM114 208V207H113ZM167 208V207H166ZM165 208V211H166V213H169L170 212V210H169V212H168V209H166ZM181 208V207H180ZM179 207H178V209H180ZM183 208H184V206H183ZM183 208H181L183 211L185 210V209H183ZM191 209H190V211L193 209L192 207H190ZM206 208H204V209H206ZM215 208H213V209H215ZM242 208V207H241ZM85 209H88V207H86ZM117 209H119V208H117ZM153 209V208H152ZM175 210L177 209V208H174ZM194 209H196V208H194ZM198 209V208H197ZM197 209H196V211L194 212V213H198V211L199 210H201L200 208L198 209V211H197ZM210 209V208H209ZM248 209V208H247ZM89 210V209H88ZM91 210H92V208H91ZM91 210H90V213H91ZM93 210H94V208H93ZM92 210V211H93ZM146 210V209H145ZM149 210V209H148ZM147 210V211H148ZM172 210V209H171ZM208 210V209H207ZM207 210H203V218H205L204 216H207L208 215V213L206 214V215H204L205 214V212L204 211H206L207 212ZM249 210H247V211H249ZM12 212H13V209L11 210ZM95 211H96V209H95ZM115 211V210H114ZM143 211H144V209H143ZM146 211V212H147ZM189 211V212H190ZM202 211V210H201ZM213 211V210H212ZM216 211V210H215ZM231 211H235V213H233V212H231ZM12 212H10V213H12ZM97 212V211H96ZM96 212H93V214H96ZM138 212V211H137ZM145 212V211H144ZM150 212H151V210H150ZM152 212H153V210H152ZM173 212H174V210H173ZM179 212V211H178ZM178 212H176L175 211V213H176V215H178L177 213ZM192 212V211H191ZM214 212V211H213ZM250 212H251V210H250ZM254 212V211H253ZM98 213V212H97ZM172 213V212H171ZM182 213H184V212H182ZM201 213V214H202ZM211 213V212H210ZM216 213H217V211H216ZM231 214V216H229L230 218L232 217V218H234V219H236V218H238V220H234V219H232V220H229V218L228 217H226V216H228V214ZM14 214H15V212H14ZM92 214V213H91ZM102 214V213H101ZM142 214V213H141ZM153 214V213H152ZM191 214V213H190ZM193 214V213H192ZM201 214L199 215L200 217H201ZM234 214V216L236 217H233L232 215ZM243 214H245L246 216L245 217H242L243 216ZM11 215V214H10ZM139 215V214H138ZM144 215V214H143ZM146 215V214H145ZM179 215H181V213L179 214ZM188 215V219L190 218L189 217V214H186V216ZM197 215V214H196ZM213 215V214H212ZM212 215H208V216H212ZM215 215V214H214ZM92 216V215H91ZM153 216V215H152ZM160 216H163V214H161ZM182 217H183V215H181ZM185 216V217H186ZM190 216H192L191 218H192V220H188L189 222H190V224L191 225H194L195 227H196V225H197V220H196V217H194V219L196 220V225L193 223V216H195L194 214L193 215H190ZM216 216V215H215ZM215 216H212L213 218L215 217ZM218 216V217H219ZM66 217V216H65ZM139 217H141V216H139ZM144 217V216H143ZM146 217V216H145ZM149 217V216H148ZM177 217V216H176ZM181 217V218H182ZM201 217V218H202ZM240 217H241V219H240ZM68 217H66V219H67ZM137 218V217H136ZM149 218H151V217H149ZM198 218V217H197ZM200 218V219H201ZM209 218V217H208ZM220 218V217H219ZM226 218H228V220H226ZM97 219H99V218H97ZM101 219H103V217L101 218ZM129 219V218H128ZM140 219V218H139ZM142 219V218H141ZM175 219H177V218H175ZM184 219V218H183ZM206 219V221H207V218H205ZM216 219H217V217H216ZM240 219V220H239ZM68 221H69V219H67ZM67 220H65V218H64V220H59V222L57 221V224H55V226L57 225V229H61L62 227L64 228V224H66L67 225V223L66 222H68ZM164 220H166V219H164ZM199 220V219H198ZM203 220V219H202ZM210 220V219H209ZM209 220H208V223H209ZM16 221V220H15ZM24 221V220H23ZM80 221H82V220H80ZM84 221V220H83ZM106 221V220H93V223H92V225L93 224H98V223H100L101 225L102 224H107L108 225V223H104V222ZM107 221H110V220H107ZM116 221V220H115ZM123 220H121V222H122ZM181 221H184V220H181ZM180 221V222H181ZM199 221H201V220H199ZM203 221H205V220H203ZM205 221V222H206ZM17 222H19V220H17ZM21 222V221H20ZM31 222V221H30ZM69 222H71V220L69 221ZM90 222V221H89ZM92 222V221H91ZM98 222V223H97ZM103 222V223H102ZM119 221H117V223H118ZM120 222V223H121ZM161 222V223H160ZM202 222V221H201ZM205 222H204V224H205ZM15 223V222H14ZM32 223V222H31ZM40 223H41V221H40ZM54 223H56L55 221H54ZM72 223H73V221H72ZM71 223V224H72ZM75 223V222H74ZM84 223H85V221H84ZM115 223V222H114ZM209 223V224H210ZM26 224H28L27 222H26ZM38 224H39V222H38ZM69 224V223H68ZM96 224H95V226H96ZM110 225H112L111 223H109ZM122 224V223H121ZM182 224H183V222H182ZM202 224L203 223H201V225L200 224H198L199 225V227L200 226H202ZM204 224H203V226H204ZM206 224H207V222H206ZM206 224H205V226H206ZM213 224V225H214ZM30 225V224H29ZM32 225V224H31ZM42 225H43V223H42ZM54 224H52V226H53ZM64 225V226H63ZM76 225V224H75ZM74 225V226H75ZM86 225V224H85ZM87 225H88V223H87ZM91 225V224H90ZM116 225V224H115ZM189 225V224H188ZM212 225V226H213ZM216 225V224H215ZM28 226V225H27ZM35 226V225H34ZM39 227L38 228H40V225H38ZM73 226V225H72ZM84 226V225H83ZM98 226V225H97ZM122 226H125V225H122ZM122 226H120L121 227V230H124L123 228H127V227H123L122 228ZM163 226V225H162ZM161 226V227H162ZM180 226H182V227H180ZM216 226V227H217ZM1 227V226H0ZM3 227H5V225L3 226ZM7 227V226H6ZM9 227V226H8ZM29 228L31 227V226H28ZM43 227V226H42ZM61 227V228H60ZM94 227V226H93ZM93 227L91 226V228L93 229ZM132 227V228H133ZM137 227V226H136ZM140 227H138L139 229H140ZM198 227V226H197ZM207 227V226H206ZM209 227H211V226H209ZM215 227V228H216ZM9 228H11V227H9ZM21 228V227H20ZM84 228V227H83ZM91 228H89L90 230H91ZM115 228H117V227H115ZM194 228V227H193ZM201 228V230L200 231H202L204 228H202V227H200ZM199 228V229H200ZM212 228H214V226L213 227H211L210 229H212ZM214 228V229H215ZM259 228V229H258ZM261 228H263V230H264V226H262ZM8 229V228H7ZM16 229H18V228H16ZM32 229V228H31ZM50 229V228H49ZM67 229V228H66ZM74 229H76V228H74ZM78 229V228H77ZM110 229V228H109ZM118 229V228H117ZM120 229V228H119ZM134 229V228H133ZM198 229V228H197ZM6 229H4V231H5ZM21 230H22V228H21ZM26 230V229H25ZM46 230V229H45ZM53 230V229H52ZM62 230V229H61ZM73 230V229H72ZM79 230H80V228H79ZM89 230V231H90ZM120 230V231H121ZM127 230V229H126ZM136 230V229H135ZM142 230H143V228H142ZM141 230V231H142ZM0 231H2L1 229H0ZM3 231V232H4ZM29 231V230H28ZM67 231V230H66ZM69 231V230H68ZM74 231V230H73ZM119 231V230H118ZM199 231V232H200ZM204 231V230H203ZM206 231V230H205ZM206 231V232H207ZM21 232V231H20ZM26 232V231H25ZM25 232H23L24 234H25ZM46 232V231H45ZM59 232V231H58ZM70 232V231H69ZM82 232V231H81ZM96 232H99V234H100V232H101V235L103 236V238H98V241H97V235H95V234H98V233H96ZM104 232V233H105ZM112 232H114V229H113V231ZM122 232V231H121ZM196 232H197V230H196ZM198 232V233H199ZM214 232H215V230H214ZM260 232H261V230H260ZM259 232V233H260ZM15 233V232H14ZM27 233V232H26ZM48 233H49V230H48ZM50 233H51V231H50ZM53 233V232H52ZM66 233V232H65ZM138 233V232H137ZM203 233V232H202ZM208 233V232H207ZM213 233V234H212ZM261 233H263V232H261ZM28 234H30V233H28ZM59 234V233H58ZM141 233H140V231H139V235H140ZM201 234V233H200ZM10 235H12L11 233H10ZM18 235V234H17ZM20 235V234H19ZM27 235V234H26ZM85 235H84V237H85ZM209 235V234H208ZM243 235H245V236H243ZM6 236H8L7 234H6ZM6 236L5 237H3V238H6ZM45 236V235H44ZM66 236V235H65ZM81 235H80V237H78V238H81L82 237ZM96 236V238H94ZM100 236V235H99ZM102 236H100V237H102ZM135 236H137V235H135ZM253 236H255V235H253ZM261 236H262V234H261ZM264 236V235H263ZM1 237V236H0ZM10 237V236H9ZM12 237H14V234H13V236ZM16 237V236H15ZM14 237V238H15ZM26 237H28V236H26ZM46 237V236H45ZM51 237H53V234L51 235ZM54 237H56V236H54ZM69 237H71V236H69ZM73 237V236H72ZM75 237H76V235H75ZM74 237V238H75ZM208 238V239H205V238ZM245 237V238H246ZM250 237V236H249ZM2 238V237H1ZM8 238V237H7ZM67 238H68V235H67ZM77 238V239H78ZM94 239V241L96 240V242H92V240ZM260 238V237H259ZM263 238V237H262ZM10 239V238H9ZM43 239V238H42ZM50 239V238H49ZM52 239V238H51ZM66 239V238H65ZM71 239V238H70ZM85 239V238H84ZM87 239H89V238H87ZM134 239H137L138 241H135ZM243 239H244V242H243ZM250 239H252V237L250 238ZM2 240H4V239H2ZM63 241V239H60V241ZM74 240V239H73ZM72 240V241H73ZM81 241H82V239H80ZM129 240H130V242L132 243V242H138V243H140L141 245H142V248L140 247V248H131V249H128V246L126 245V244H131L130 242H129ZM134 240V241H133ZM263 240V239H262ZM17 241H19V240H17ZM61 241V242H62ZM71 241V240H70ZM70 241H68L69 243H70ZM78 241V240H77ZM84 241H86V243L85 244H87L88 242V240H84ZM255 241V242H254ZM261 241V240H260ZM6 242V241H5ZM11 242V241H10ZM15 242V241H14ZM13 242V243H14ZM66 242V241H65ZM64 241H63V244L65 243ZM67 242V243H68ZM4 243V242H3ZM20 243V242H19ZM23 243H26V242H23ZM33 243H34V241L32 242V246H33ZM38 243V242H37ZM36 243V244H37ZM41 243V242H40ZM82 243H84V242H82ZM80 244V245H78V250L81 248V246L82 247H85V246H83V244ZM49 245H52V244H50V243H48ZM59 244H60V242H59ZM62 244V243H61ZM76 244V243H75ZM79 244V243H78ZM84 244V245H85ZM128 244V245H129ZM133 244V243H132ZM139 244V246H141ZM247 244H248V246H247ZM263 244V243H262ZM11 246H10V249H11V247L13 246L12 244H10ZM25 245V244H24ZM28 245V244H27ZM49 245L48 246H46L45 248H46V250L49 252V251H51L50 250V247H49ZM53 245H54V243H53ZM77 245V244H76ZM5 246V245H4ZM9 246V245H8ZM22 246V245H21ZM55 246H57V245H55ZM64 246V245H63ZM72 246H73V244H72ZM125 246H127V249H126V247ZM132 246V245H131ZM1 247H3V246H1ZM16 247V246H15ZM27 247V246H26ZM34 247H35V245H34ZM37 247V246H36ZM68 247L69 248H71L70 246H67V248L65 247V249H66V251H65V249L63 248H61V250H60V246H59V251H61V253H63L64 254V252H65V254H66V252H69V249H68ZM76 246L74 245V248H75ZM134 247H136V245L134 246ZM138 247V246H137ZM14 248V247H13ZM24 247H22V249H23ZM30 248H33V247H31L30 246ZM57 248H58V246H57ZM19 250H21L20 249V247L18 248ZM44 249V248H43ZM73 249V248H72ZM72 249H70V250H72ZM12 250V249H11ZM27 250V249H26ZM25 250V251H26ZM30 250H32V249H30ZM40 250H42V249H40ZM45 250V251H46ZM92 250V251H91ZM7 251V250H6ZM6 251L4 252V253H6ZM47 251L46 252H43V254H44V256H45V254L47 253ZM53 251V250H52ZM57 251V250H56ZM62 251H64V252H62ZM74 251H75V249H74ZM73 251V252H74ZM1 252H2V250H1ZM8 253H9V251H7ZM15 252V251H14ZM18 253L20 252V251H17ZM261 254V256H258V254L259 253ZM16 253V252H15ZM15 253H13V254H15ZM25 253V252H24ZM24 253L22 254V255H24ZM29 253V252H28ZM61 253H60V255H61ZM72 253V252H71ZM251 253V254H250ZM254 253H258L256 256L257 257H259V258H256V259H254V257H251V255L252 254H254ZM10 254H12V253H10ZM26 254V253H25ZM29 254H31V253H29ZM42 254V253H41ZM49 254L51 255L52 254V252L50 253L49 252ZM77 253H75V255H76ZM84 254V255H85ZM259 254V255H260ZM3 256H4V254H2ZM6 255H7V253H6ZM19 255L21 256V254L19 253ZM28 255V254H27ZM39 255V254H38ZM48 255V254H47ZM46 255V256H47ZM67 255V254H66ZM65 255V256H66ZM78 255V254H77ZM255 255V254H254ZM10 256V255H9ZM13 256V255H12ZM20 256H16V258L18 257H20ZM25 256V255H24ZM42 256V255H41ZM64 256V257H65ZM83 256V254H81V257ZM6 257V256H5ZM14 257V256H13ZM26 257V256H25ZM32 257V256H31ZM49 257H51V256H49ZM68 257V256H67ZM75 257V256H74ZM77 257V256H76ZM75 257V258H76ZM12 258V257H11ZM34 258V257H33ZM41 258V257H40ZM44 258V257H43ZM52 258V257H51ZM70 258V257H69ZM68 258V259H69ZM72 258V257H71ZM1 259H3V257H1ZM21 260H22V258H20ZM47 259V258H46ZM49 259V258H48ZM66 259V258H65ZM74 259V258H73ZM82 259V258H81ZM8 260V259H7ZM15 259H13L12 260V262L14 261ZM16 260H18V259H16ZM20 260V261H21ZM26 260V259H25ZM35 260H37V259H35ZM64 260V259H63ZM83 260V259H82ZM86 260V259H85ZM88 260V259H87ZM1 261V260H0ZM28 261V260H27ZM41 261V260H40ZM45 261V260H44ZM43 261V262H44ZM68 262H69V260H67ZM74 261V260H73ZM76 261V260H75ZM262 261V260H261ZM260 261V262H261ZM19 262V261H18ZM24 262V261H23ZM22 262V263H23ZM30 262V261H29ZM28 262V263H29ZM43 262H37V263H33V264H46L47 262H45V263H43ZM52 261H50V263H51ZM55 261H53V264H55L54 263ZM8 263H11L10 261L8 262ZM16 263H17V261H16ZM16 263H14V264H16ZM25 263V262H24ZM49 263V264H50ZM65 263V262H64ZM64 263H61V264H64ZM70 263V262H69ZM19 264H21V263H19ZM31 264H32V260H31ZM58 264V263H57ZM74 264H77V263H74ZM81 264V263H80ZM85 264H86V262H85ZM91 264H93V263H91Z\"/></svg>",
    "mask_w": 264,
    "mask_h": 264
}]
</instances>
